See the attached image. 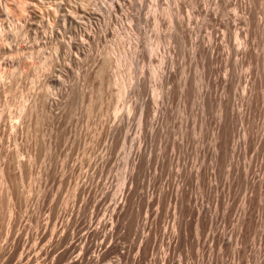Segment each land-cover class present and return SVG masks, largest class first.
Listing matches in <instances>:
<instances>
[{"label": "rangeland", "instance_id": "obj_1", "mask_svg": "<svg viewBox=\"0 0 264 264\" xmlns=\"http://www.w3.org/2000/svg\"><path fill=\"white\" fill-rule=\"evenodd\" d=\"M0 1H3V4H1L2 6L0 8V264H16L18 261H20V259H21L23 264H36V263L43 264L45 259L47 261L52 262L55 259L54 257H56L61 252V250L64 249L65 246H67L68 242L67 241H61V243L60 242L58 244L55 243L54 246L51 247L52 248L51 254L48 256V258L46 256L45 252H41L39 254V257L37 258L36 255L38 254V252H40V249L42 247L45 248L47 246V244L49 243V238L51 237V234H52V231H50L47 235H45L43 237L42 242H39L40 244L37 243V241L34 240V238L31 236V233L34 232L38 226L37 223H39L41 226L39 230L41 231V236H43V234H44L43 227L45 225V222H47L46 219H48V216H50V215H55L57 217H58V215H60L64 219H66L71 213L79 212V213H81L80 214V218L82 219L81 221L87 222V220H88V222H89L91 219V216H92L91 214H92L93 204L91 201H88L87 198L88 197H94L95 195L101 193L103 189L106 190L105 188H107L109 190L111 189L113 191L120 190L124 186L123 185L124 184V178H125V175L129 171L130 172L128 174H130L132 171H135V172H133L135 175L133 182H132L133 184L132 183L130 184V188H132L131 189V195H130L131 205H132V208L134 211L132 210L131 214H129V216H128V219H124L122 221L123 226L119 231V233H121V235L119 234L121 237L118 239V242L121 245L127 247V249L129 248L130 252L132 251V255L135 254L137 251V247L141 241L142 234L144 232V230H143V228L145 226L144 223H146V221H147V217H148L147 214L149 215V211H148L149 207L146 206V204L144 202L145 199L149 198L152 195V193H153V195H157L159 193H162L163 192L162 190H164V192H166V193H168V190H170L169 195L167 196L168 200L166 199L167 200L166 205H167L168 209L165 205V207L163 209L162 218L157 220L158 225L156 222V228L159 231H162L164 229L168 230V228H169L168 231H170V232H178V230H180V226H182L181 227L182 240L179 242L178 247H176V250L174 251L175 253H173V263L174 264H181V263L182 264H185V263H189V264H222V263L223 264H236L238 262V259L236 256H235L236 258H234V254L233 255H231V254L233 252L235 253V248L238 247V245L243 247L244 251H248V252H245V254L247 256H249L250 258L261 259V257L262 258L264 257V241L263 242L261 241V240H264V238L261 237V235L259 233V232H261V229L264 230L263 229L264 228V225H263L264 224V222H263L264 221V213H263L264 212V210H263L264 204L260 203V201H262V203H264L263 202L264 201V199H263V197H264L263 196L264 195L263 194L264 193V189H263L264 188V185H263V183H264L263 182L264 181V179H263L264 178V174H263L264 173V167H263L264 166V137H262V136H264L263 135L264 133L261 132L262 130L264 131V129L262 128V127H264V125H263L264 124L263 123V121H264V119H263L264 118V109H263L264 108V106H263L264 105V92H263L264 88H263V86L264 85H262V83L264 84V76H262V73L264 75V72H263L264 66L262 68V66L260 65L261 62H262V64L264 63V59H263V61H262V59H259L261 57H264V47L261 46V44L264 45L263 44L264 43V39H263L264 38V26H263L264 25V19H263L264 18V16H263L264 15V12H263L264 11V8H263V5H264L263 1L264 0L262 2H261V0H253V2H251V0H249V1H247V0H238V1L233 0L234 2H237V3L239 2L238 6L232 5L231 3H229V1L224 2V0H217V2H216V0H198V1L197 0L196 1L195 0H193V1L192 0H184L185 3L183 0L182 1L181 0H144L145 1L144 5L142 4L143 0H138V1L134 0V2H133V0H129V1L128 0H126V1L121 0L123 2L124 6L125 5L127 6V4L129 6V7L125 6L123 8V10L120 11V15L118 14L119 15L118 17L125 15L124 17H122V20L115 19V18L113 19L112 17H109L110 16L109 13H103L102 17L89 18V17H85L80 12V10H82V9L88 10V9L93 8L96 10V8H97L96 2L98 3V1H100V0H0ZM124 1H125V3H124ZM180 1L183 3H181L182 6L180 5V7H179L178 3ZM186 1L188 2L187 3L188 5L186 4ZM202 1H203V3H202ZM137 2L138 3L140 2V4L142 6H139L137 4ZM189 3L191 4V6L189 5ZM198 3L201 5H198ZM211 3H212V5H211ZM218 3H220V4H218ZM221 3H225L224 4L225 6L222 5V7L223 6L226 7L227 10L224 9V7L222 8L220 6ZM226 3H227L228 7L226 6ZM134 4H136V5H134ZM246 4H248V5H246ZM250 4H252V5H250ZM253 4H255V6H256V9L255 8L253 9L254 12H252V10H251L253 7ZM130 5H132V7L134 9L132 7H130ZM145 5H147L148 8ZM208 5H211V7ZM214 5H216V6H214ZM260 5H262V7H260ZM193 6L194 7L196 6L195 9ZM199 6H200V8H199ZM137 7H139L140 9H142L144 11L139 10V8H137ZM175 7L177 8L179 17H181L182 14L184 15V18L182 17L183 19H185L184 27H183V29H184L183 34L181 32L182 29H180L179 31H174L176 28H173L169 22V14L168 13L171 9H173ZM182 7L184 8L183 10H182ZM191 7H193V9ZM238 7H239V9H238ZM4 8H5V10H4ZM78 8H79V11H78ZM127 8L129 9V11H132V12L128 13ZM135 8H137L138 10L137 9L135 10ZM206 8H208L210 10L212 9L214 11L213 12L211 10V12H213L212 15H208L204 11H202ZM216 8L217 9L220 8V9H218V11H216L217 10ZM261 8H263V9H261ZM221 9L224 10L222 16L220 15L221 11H222ZM230 9H231V11H230ZM233 9H235V10H233ZM259 9H261V10H259ZM146 10H148V11H146ZM191 10H193V12ZM225 10L228 12L230 11V13L229 14L226 13ZM255 10L258 13H256ZM32 11H36V12L42 14L44 16L46 23L48 25H50V27L52 26L51 29L56 30V32L59 30L60 31V32L58 31L59 34H56V35L52 34L51 35L52 31H47V30H50V28L49 29L46 28L47 30L46 29L44 30V28H41V30H40L38 28L39 22H36L34 24L33 29H32V27L26 26V22L28 21V19L29 20L31 19L30 16H31ZM77 11H78V13H77ZM141 13H142V15H141ZM144 13H145L146 18H144L145 17ZM150 13L153 16V17L151 16L152 19L149 17V15H151ZM242 13L244 15H242ZM79 14H80V16H79ZM104 14L105 15L107 14L109 16H107V15L105 16ZM134 14H136V16ZM155 14H156V17H155ZM204 14H206L207 16ZM224 14H225V16L229 15V18L227 16H226L227 18H225ZM246 14H247V16H246ZM251 14H253V15H251ZM257 14H259V17ZM132 15H133V17H136V18L130 17ZM140 15H141V17H140ZM201 15H204V17ZM235 16H237L239 18H243V19H242L241 23H239L235 28L232 29V33H233V35L234 34L235 35L230 37L229 36V29H226V28H228L227 27V25H228L227 21H230V18L233 19ZM244 16L249 17V18L251 17L252 21L255 20L256 17L259 20L256 19V21L255 22L253 21L254 22L253 23V22H251V20L249 18H245ZM261 16H262V18H261ZM126 17H128V18H126ZM129 17H130V19H129ZM139 17H140V19H139ZM157 17L165 19V20H163L165 23L163 22V24H162V21H157L156 20ZM75 18L76 19L78 18V21ZM203 18H205V19H203ZM206 18H207V21H211L212 23L211 22L208 23L206 21ZM71 19L73 21V25H72V23H70ZM96 19H97V21H96ZM138 19H139V21L141 20V22H139ZM107 20H109V22ZM203 20H205L206 22L205 21L203 22ZM223 20L225 22H227V24ZM257 20H258V22H257ZM260 20H262V22H260ZM147 21H149V23H150L149 25H147V23H148ZM151 21H152V23H151ZM200 21H201V23H200ZM213 21H214V23H213ZM111 22H113V23H111ZM190 22L191 23L193 22V23L191 24ZM244 22H247V23H244ZM259 22H260V24L262 23V26L259 24ZM96 23H97V25H96ZM108 23H109V25H108ZM133 23H135V24H133ZM138 23H140V24H138ZM216 23L219 26H217ZM251 23H252V25H251ZM160 24H162V26ZM209 24L210 25L213 24L212 27ZM256 24H259L260 26H258ZM67 25H68V27H67ZM139 25H140V27H139ZM206 25L208 26L207 27L208 29L205 27ZM53 26H54V28H53ZM131 26H132V28H131ZM245 26H247V27H245ZM88 27H89V29H88ZM101 27H103V30ZM110 27L112 29H109ZM125 27H126V29H125ZM189 27H191V28L193 27V32L195 31L194 32L195 34L189 33L190 34L189 35L187 33L188 32L187 30ZM199 27L201 28L200 29L201 31L198 30ZM251 27H252V29L254 27H257L259 29L262 28L263 30L261 29L262 30L261 31L257 28H254V30H252ZM106 28L110 31L109 34H108V30H107V32H105ZM117 28H119V32H121V34H122L121 36L128 40V52L125 49L123 50L120 46L118 47L119 44L118 45H117V43L115 44V42H117L118 36L115 37L114 32ZM129 28H131L132 31H131V29L129 30ZM86 29H88V30H86ZM122 29H124V31H122ZM133 29H134V31H133ZM142 29H144V31ZM145 29L147 30V33H145L146 32ZM28 30L30 33L28 32ZM34 30H37V31L34 32ZM213 30H214V32H213ZM215 30L217 32H215ZM226 30H228V31H226ZM45 31H47V33ZM138 31H140L141 33ZM171 31H172V33L176 32L175 35L178 32L177 35H179V38L181 37L180 41L185 40L184 43L182 42L183 45H182V43H180V47H178L179 44H176V43L180 42L178 36H177L178 41L172 40V39L170 40L169 34L171 33ZM196 31H199V32H196ZM210 31L213 32L215 37L209 36V33H211ZM241 31L243 32V34L240 33ZM259 31L261 34L259 33ZM84 32L85 33L89 32L90 34H92L93 39L92 40H88V39L82 40L83 41L82 45L84 46L83 47L84 49L82 50L81 54H79L76 50L73 51L75 54L73 52H70L69 48H66L67 42L70 41V39L72 40L73 38H75L77 33L85 34ZM102 32H103V34L101 35ZM137 32L140 34H138ZM159 32L163 34L162 39H159V37L157 36L159 34ZM218 32H220V33H218ZM255 32H257L259 34H256ZM262 32H263V34H262ZM123 33H125V34H123ZM126 33L128 36L126 35ZM185 33H187V35ZM136 34H138L140 36H138ZM58 35H59V37H58ZM105 35H106V38H105ZM183 35L186 37H184ZM219 35H220V37H219ZM242 35H244V36H242ZM252 35L255 38L256 37H258V38H256V39L254 38L255 39L254 40ZM135 36H137L136 37L137 39L135 38ZM191 36L193 38L200 37L199 39L201 40L202 44H206L207 41H209L210 39H213L218 44V49L215 52V57L212 58L210 53H206V54H204L205 56H208V58L206 57V60H207L206 61L204 59L205 58L204 55L202 56L203 59L201 57V54H197V55L193 56V54H192L193 48L190 44ZM139 37H141V39H142L141 41H143V42L146 40L144 44H143V42L141 43V41L139 40L140 39ZM204 37H205V41H203ZM248 37H249V39H248ZM261 37H262L263 43L261 41ZM52 38H53V40H52ZM143 38H144V40H143ZM183 38H184V40H183ZM228 38H230V39L233 38L232 41L237 43V45L240 47H241V42L244 40V38H247L249 40L247 43V46L249 48V52L251 53V56L247 55V57L246 56H244V57L237 56L236 58L234 57L233 64L235 61V64L238 65L237 66L234 64V66L238 67V68L236 67V69H234L235 67L233 68V70H235V72L232 69L227 68V66L225 64V59L227 56L226 53L228 51V47H227L228 46L227 45L228 40H229ZM234 38H236V39H234ZM134 40L136 41L135 43H134ZM240 40H241V42H240ZM139 41H140V43H139ZM218 41H220V42H218ZM238 42H240V43H238ZM258 43H259V49L257 48ZM133 44H135V45H133ZM138 44H139V46H138ZM187 45H189L190 47ZM133 46H135V47L133 48ZM158 46L160 48H162L159 51L160 55L161 56L162 55L167 56L170 53L171 55L169 54V58L172 61H170V66L168 65V69L170 68L169 71H171V72H169V75L167 76V79L169 81H167V79H165V81L162 82V87H161L162 89H160V91L161 92L163 91V92L159 96L156 97V94L154 93V91L152 89L157 86L158 80H155L157 78L154 75L152 70L154 67L160 66L161 62H159L157 60V58H154L152 56L154 55V52L158 48ZM138 47H141V48L143 47L144 50L146 49L147 51L141 50V48H138ZM250 47H251V49H250ZM164 48L166 50L165 52H164ZM180 48H183L185 52L183 50H182V52L180 50H178ZM187 48H188V52H187ZM226 48H227V50H226ZM68 50L70 53L68 52ZM130 50L132 52H130ZM148 50H150L149 54L150 53L153 54V55L152 54L150 55L151 57H148V53H147ZM189 50H191V51H189ZM259 50L260 51L263 50V51L260 53ZM173 51H175V52H173ZM218 51H220V52L218 53ZM221 51H223V52H221ZM225 51H226V53H225ZM183 52L185 53V55H183L184 54ZM85 53L86 54L88 53V54L86 55ZM141 53H142V55H141ZM146 53H147V55H146ZM172 53H174V56H172ZM175 53H177V54H175ZM178 53H180L179 54L180 56L178 55ZM181 53L184 57L181 56ZM223 53H224V55H223ZM262 53H263V55H262ZM190 54L192 56H190ZM132 56L134 57V59L136 58L135 59L136 64H133V67L131 69V68H129V62H130ZM143 56L146 58H143ZM111 57L116 58V59H114V64L111 63V61H110ZM178 57H179V59H177ZM192 57H194L192 60H194L197 63V66H198V64L200 66H198V67L196 66V63H194V61L191 60ZM105 58H107V59H105ZM148 58H149V60H148ZM150 58H152L153 60L152 59L150 60ZM158 58L160 59V57H158ZM173 58L174 59L176 58L177 61L173 60ZM95 59H97V60H95ZM99 59H100V61H99ZM198 59H200V60H198ZM223 59H224V62H223ZM235 59L237 61L240 59L241 61L239 60L237 62ZM70 60L72 63L70 62ZM137 60H138V63H137ZM144 60H147L148 62L144 61ZM242 60H243V62H242ZM245 60H246V62H245ZM105 61H107V63ZM174 61L176 62L175 64L173 63ZM198 61H200V63ZM101 62L105 63L104 64L105 69L99 73L100 75H98V73H96V71L98 70ZM180 62L182 64L185 63V65H182L183 68H182L181 64H179ZM191 62H192V64H191ZM202 62H204V63H202ZM213 62L216 64H214ZM217 62H218V64H217ZM239 62H241V63L239 64ZM249 62H250V64H248ZM258 62H259L260 66L258 65ZM106 64L108 65V67ZM137 64H138V66H136ZM176 64L177 65L179 64V67L176 66ZM175 66H176L177 70L175 69ZM220 66H221V69H220ZM250 66L253 67L254 69L251 68ZM172 67H174V70ZM195 67H196V69H195ZM202 67L204 68V71H206L205 74H204V71L201 69ZM248 67L250 68L249 70H247ZM133 68H135V69H133ZM190 68H192V69H190ZM244 69H245V71H244ZM259 69H261L262 71ZM220 70H221V72H220ZM225 70H227V71H225ZM68 71L70 73H68ZM88 71H90V72H88ZM106 71H107V73L105 74ZM191 71H192V75H191ZM222 71H224V73ZM239 71L240 72L242 71V72L240 73ZM243 71L245 74H243ZM148 72L150 73L149 75H148ZM184 72H185V74H184ZM186 72L187 73L190 72V74H187ZM219 72L222 73V75H220ZM228 72H230L231 74L233 72H234V74L236 72H239V73L238 74L236 73L235 75L233 74V76H234V78H233V76L231 74H229L230 77L228 76ZM246 72H248V73H246ZM87 73H89V74H87ZM102 74L104 76H102ZM181 74H183V76ZM198 74H199V76H198ZM240 74L243 76L245 75L244 77H245V80L247 79V82L246 81L239 82V79H238L239 76L238 75H240ZM130 75H132V76L134 75L135 77L133 76L131 79ZM144 75H146V76H144ZM187 75H188V78H187ZM201 75H203V76L205 75L204 78L206 79V81H203L205 79L202 78L203 76H201ZM236 75L238 76V78H236ZM98 76H99V79H98ZM100 76H102V77H100ZM121 76H124L126 78L128 77V94L122 95V93H121L122 86L119 83L116 84V81ZM147 76H148V79H146ZM190 76H192V77H190ZM180 77H181V79H180ZM184 77H185V79H184ZM195 77H201L198 79L204 83H201L200 81L199 82L195 81V80H197ZM224 77H225V79H224ZM138 78H140V80ZM191 78L194 80L192 81ZM216 78L218 81L216 80ZM231 78L234 79L233 82L235 84H236V81H238L240 85L238 84V82L236 85H234V83H232L233 79H231ZM251 78H252V80H251ZM110 79L112 80V82ZM113 79H114V81H113ZM137 79H138V82H137ZM257 79H258V83L256 82ZM262 79H263V81H262ZM147 80H148V84H147V82H145ZM175 80H177L178 82ZM139 81H141V82H139ZM172 81H173V83H172ZM184 81L185 82L189 81V82L183 84ZM226 81H227V84H226ZM252 82H254V83H252ZM78 83H80V84H78ZM139 83H141L142 86ZM159 83H160V81H159ZM164 83H167L166 86L164 85ZM178 83H180V84L182 83L181 85H184V87L188 84L187 86H189V88L187 86L185 88H181L182 86ZM192 83H194V84H192ZM216 83H218L217 84L218 87L216 86ZM149 84L151 85V87ZM173 84H174V89H172ZM207 84H209V85H207ZM254 84H256V86H254ZM109 85H111V86H109ZM139 85H140V87H139ZM144 85L146 86V88ZM148 85H149V87H148ZM192 85L194 87H196L195 89H197V87H199V85H200L201 87L198 88V90L200 89L199 91L201 92L202 95L200 94V92L198 90L193 89L194 87ZM203 85L205 87L207 85L206 88H208L210 91L208 89H205V87ZM234 86H236V88ZM165 88L166 89L168 88V89L166 90ZM217 88L218 89L220 88V90L218 91ZM244 88H246V89H244ZM253 88H255V89H253ZM144 89H146V90H144ZM169 89L170 90L172 89V91H170ZM183 89H184V91H183ZM202 89H203V91H202ZM235 89H237V90H235ZM259 89H261V90H259ZM165 90L167 93L170 92L171 95L167 94L168 95L167 96L165 94ZM168 90H169V92H168ZM207 90H208V93L206 94ZM222 90H223V92H222ZM238 90H239V93H238ZM253 90L256 92H254ZM140 91H142L144 94ZM150 91H152V92L150 93ZM182 91H183V93H182ZM197 91H198V93H197ZM243 91H245V92H243ZM250 91H251V93H250ZM234 92H235V94H238V96H235ZM145 93H146V95H145ZM152 93H154L153 96H152ZM221 93H223V94H221ZM225 93H226V95H225ZM210 94H212V97ZM244 94H245V96H243ZM253 94H255V95H253ZM125 95H128V96H125ZM184 95L186 97L188 96L187 98H188V100H190L189 102H188V100L187 101L184 100V98H183ZM203 95H205L206 97H204ZM197 96H202L203 99H202V97L197 98ZM50 97H52V98H50ZM165 97H166V101H165ZM171 97H172V99H171ZM186 97H185V99H186ZM241 97L244 100L243 99L239 100ZM53 98H55V99H53ZM151 98H153L154 101ZM168 98H170L172 101H170ZM182 98L184 101L182 100ZM140 99L142 100V102ZM173 99H174V102H173ZM180 99L182 101H180ZM194 99H195V101H194ZM235 99H236V103H235ZM253 99H254V102H252ZM157 100L160 101V108L163 109V111H162L163 113L161 112V109L159 111L160 113L156 109H154V107L156 108L157 107L156 105H158ZM162 100H164V101H162ZM56 101H57V104H56ZM136 101H139V102H136ZM168 101H169V104H168ZM212 101L214 102V104ZM248 101H250L251 104ZM146 102H148V104ZM200 102H202V105ZM204 102H206L205 103L206 109H205V107L202 108V106H204V104H203ZM219 102L222 105H220ZM123 103L127 106H124ZM192 103H194V106L192 105ZM237 103H238V106H237ZM256 103H258V104H256ZM153 104H154V106L152 107ZM172 104H174V105H172ZM224 104L229 107L227 113L224 109ZM135 105L138 106L137 107L138 109H136ZM219 105L221 107L223 106V108H222L223 111L221 110ZM249 105L252 106V108ZM143 106H144V108H143ZM168 106L169 107L171 106L172 109L168 108ZM124 107H126V110H124L125 109ZM191 107H192V109H191ZM233 107L234 108L236 107L237 111H235L236 108L233 109ZM242 107H243V110L241 109ZM166 108H167V110L169 109L172 114L169 113L166 110ZM246 108H247V110H246ZM187 109H188V111H187ZM201 109H202V111H201ZM217 109L219 110L218 112H217ZM239 109L241 110V113H240ZM250 109H252V110H250ZM260 109H262V110L260 111ZM144 110H146V111H144ZM203 110H205V111H203ZM238 110H239V112H238ZM206 111H208V115H206L207 114ZM201 112L202 113L204 112V113L202 114ZM215 112L217 113V116H216ZM223 112H225L224 115H223ZM247 112H248V114H247ZM111 113L113 115L110 116ZM145 113H146V115H144ZM161 113H162V115H161ZM166 113H168L169 115L171 114L170 119H173V120L176 119L177 121L176 120H175L176 122H174L173 120L170 121L168 114H166ZM151 114H154V116ZM174 114H175V116H174ZM238 114L240 116H238ZM243 114H244V116L246 115L244 120H243ZM220 115H222V116H220ZM255 115H256V117H255ZM119 116L122 118V120ZM128 116H130V117H128ZM150 116H152V117L150 118ZM157 116H158V118H157ZM159 116H160V118H159ZM161 116L162 117L164 116V117L162 118ZM208 116L210 118H208ZM218 116H219L220 120H219ZM203 117H205V119H208V120L203 119ZM238 117L240 119H238ZM123 118H125V120ZM152 118L154 119V121L157 119L155 121L156 124H154L155 122L153 121ZM166 118L169 119V121ZM213 118H214V120H213ZM146 119L147 120L149 119V120L147 121ZM150 119L152 120L151 122H150ZM223 119H224V121H223ZM118 120H120V121H118ZM203 120H205V121H203ZM238 120H240V121H238ZM113 121H114V123H113ZM166 121L170 122V123H166ZM172 121L176 125L174 123L172 125V123H171ZM199 121H201V122H199ZM211 121H212V123H211ZM232 121H234V123ZM243 121H245V122H243ZM120 122H121V124H120ZM146 122H147V124H146V126H144V123H146ZM197 122H199L200 125L197 124ZM250 122H252L253 124L255 123L256 125L255 124L253 125ZM131 123H132V125H131ZM151 123H152V125H150ZM165 123H166V125H164ZM201 123L202 124L208 123V126H205L204 124L201 125ZM110 124H111V126H110ZM122 124L128 125L129 131H128V126H124ZM161 124H162V126H161ZM167 124H169V125H167ZM187 124H188V126H187ZM217 124H218V126H217ZM220 124H222V125H220ZM214 125H216L215 128L218 127V129L216 128L217 130L214 128ZM114 126L115 127L119 126V128H121L122 130H120L118 127H116V129H115L116 132H115L114 128H113ZM141 126H142V128H141ZM148 126H150V129ZM160 126L163 128H160ZM165 126L166 127L168 126V129ZM169 126H170V128L173 127L172 128L173 131H171V129H170V131L174 132V133H171L170 131H168ZM185 126H187V129ZM209 126H212V127H209ZM164 127L166 128V130L168 132L165 131L166 132L165 133L164 131H162V129L165 130ZM181 127H183V128H181ZM207 127L209 129L211 128L210 133L208 132L209 129ZM143 128L146 131H144ZM152 128H153V130H152ZM188 128H190V130ZM203 128H205V129H203ZM212 128H214L215 130ZM247 128H252L253 130L252 129L249 130ZM131 129H132V132L130 134ZM244 129H246L247 131L246 130L244 131ZM186 130L187 131L189 130L187 134L188 135L190 134L189 135L190 138H189V136L185 137V135H186L185 131ZM259 130H261L260 133H259ZM107 131H108V133H107ZM149 131H152V133ZM214 131H216V132H214ZM218 131H219L220 135H218ZM196 132H197V134H195ZM247 132H250V134ZM144 133H147V134H145L147 136H145ZM153 133L154 134L158 133V134L154 135ZM193 133L195 134V137H194ZM244 133L250 137H246V135ZM107 134L110 136L113 135V137L110 138V136L108 137ZM114 134H115V136H114ZM125 134H127L128 136L126 135L127 136L126 137ZM129 134L131 136L132 141L130 140ZM150 134H152V136H150ZM167 134H169V135H167ZM198 134H200V136L201 135L202 136L200 137ZM203 135H204V137H203ZM216 135H218V137L221 136L220 137L221 141H222L221 147L216 146L217 143H216L215 139L217 141H218V139H220ZM153 136H155V137H153ZM160 136H162V137H160ZM170 136H172L171 139L169 138ZM238 136H240V137H238ZM243 136H244V139H242ZM115 137H116V139H115ZM137 137H139V138H137ZM163 137H165V138H163ZM192 137H193V139H192V141H190V139ZM202 137L204 138V141H203ZM226 137L228 139H226ZM124 138H125V140H124ZM145 138H147L148 140ZM160 138H162V140ZM194 138L195 139L197 138L199 143ZM112 139H113V141H112ZM139 139H141L140 142H138ZM151 139L154 141L152 142ZM239 139H240V144L242 145V148L238 142ZM160 140L163 142L166 140L165 142L167 144L165 142L163 144ZM182 140L184 141V143ZM257 140H258V142H256ZM259 140H261V141H259ZM130 141H131V143H130ZM135 141H136V144H134ZM172 141H173V143H172ZM201 141H202V144H201ZM147 142H149V143H147ZM160 142H161V146H160ZM188 142L189 143L192 142V143H190V145H189ZM212 142H214V143H212ZM123 143L124 144L127 143V144L123 145ZM144 143H146V144H144ZM178 143H180L179 146L182 145V146H180L181 148L178 146ZM181 143H183V144H181ZM193 143L196 144V146H194ZM211 143H212V145H211ZM236 143H238L237 146H236ZM139 144L141 145V147L139 146ZM184 144H186V146L183 147ZM227 144H228V146H227L228 148L226 147ZM135 145H137V147ZM204 145L205 146L207 145L205 149L203 148ZM109 146L111 148H109ZM210 146H211V149H210ZM214 146L216 148L217 147L218 148L216 149ZM232 146H233V148H232ZM243 146H244V148H243ZM259 146H260V148H259ZM126 147H127V149H126ZM165 147H166V149H165ZM176 147H178V148L176 149ZM236 147L238 150L235 149ZM146 148H147V150H146ZM158 148H160V150ZM163 149L165 150V152ZM175 149L177 151H174ZM181 149L183 151H180ZM200 149H201V151H200ZM208 149H209L210 153H208ZM226 149H228V155L226 154L227 153ZM240 149L243 151H240ZM108 150L110 153L108 152ZM112 150H114V151H112ZM137 150H138V152H136ZM152 150H153V153H152ZM184 150L185 151L188 150V153H181V152H184ZM234 150H235V154H234ZM244 150H246V151H244ZM146 151L148 152V154ZM156 151L158 152V154L156 153ZM214 152H215V154L216 153L220 154V156L217 157L216 156L217 154L215 155ZM246 152L248 154H246ZM106 153H109V154H106ZM129 153H131V154H129ZM200 153H202V156L200 155ZM205 153H207L208 155H206ZM135 154H137L136 157H135ZM152 154H153V156H152ZM163 154H164V156H163ZM185 154H186V156H185ZM204 154H205L206 161L203 160ZM212 154H214V155L212 156ZM232 154L234 157L231 156ZM108 155H109V157H108ZM245 155H247L246 158H244ZM253 155L256 156L257 158L255 159ZM102 156L105 157L107 160L103 159ZM132 156L134 157V161L136 160L135 162H137V164H138L136 167L138 169H136V168L133 169L134 168V161H132L133 160ZM179 156H181V157H179ZM226 156L228 157V159ZM251 156L253 157V159ZM213 157L215 160L213 159ZM159 158H161L160 161H159ZM164 158H166V159L164 160ZM184 158H185V160H184ZM200 158H202V159H200ZM102 159H103V161H102ZM180 159L182 162H180ZM231 159H233L235 162L232 161ZM245 159H246V161H245ZM213 160H214V162H213ZM216 160L218 163L216 162ZM163 161L165 163H162ZM184 161L187 164V166H186V164H184ZM226 161H227V165H226ZM175 162H176V164H175ZM177 162H179V163H177ZM241 162H242V164H241ZM250 162H251V164H250ZM261 162L263 164H261ZM114 163H115V165L118 163L117 164L118 166L116 165L117 167H114V165H113ZM102 164H103V166H102ZM178 164H180V165H178ZM190 164H191V166H190ZM20 165H21V169H20ZM74 165H76V166H74ZM181 165H182V167H181ZM194 165H195V167H194ZM216 165H217V167H216ZM236 165H239L240 168ZM249 165H252V166H249ZM260 165H261V167H260ZM148 166H149V168L151 167L152 169L151 168L149 169ZM174 166H175V168H174ZM177 166L181 167V168H177ZM189 166H190V168H189ZM196 166L198 168H196ZM208 166H210V168ZM129 167H131V168H129ZM162 167L164 168L163 169L164 174H162L163 172H161ZM193 167H194V169H192ZM256 167L257 168L259 167L260 169L257 170ZM4 168H5V173H6L4 175H7V176L3 175ZM94 168H95V170H94ZM185 168H188L187 171ZM195 168L199 170L200 174L202 171V174H201L202 177H200L198 175V170L196 171ZM226 168H229L232 171L230 172V170L226 169ZM22 169H24V170H22ZM65 169L68 171H66ZM108 169H110L111 172H110V170L108 172ZM190 169L192 171L194 170V173L191 172ZM214 169H215L217 175L215 174V172H213ZM244 169H245V171H244ZM248 169H249V171H248ZM251 169H252V171H251ZM170 170H172L173 172ZM179 170H180V172H178ZM226 170H227V172H226ZM101 171H103V172H101ZM169 171L171 173H169ZM260 171H261V173H260ZM186 172H188L190 174L192 173V175H189ZM209 172H210V175L208 174ZM225 172H226V174H225ZM248 172H250L249 173L250 175L248 174ZM258 172H259V174H258ZM62 173H63V175H62ZM78 173H80L79 174L80 178H78ZM85 173H86V175L84 176ZM112 173L115 175H113ZM168 173L172 174V175H169ZM55 174L58 176L56 177ZM108 174H112V176H110ZM150 174H151V176H150ZM220 174H222V175H220ZM237 174H240V175H237ZM246 174H248L249 176H247ZM65 175H67V176H65ZM103 175H104V177H103ZM176 175H177V177H176ZM196 175L198 177H196ZM228 175L231 176L228 179H229V181L231 180L232 182L227 181L228 179L226 180V178L229 177ZM72 176H73V178H71ZM106 176H107L108 181L105 178ZM152 176H155V177H152ZM167 176H168V178H167ZM169 176H170V182H168ZM217 176H218V178H217ZM5 177L7 178V180ZM62 177L64 180L62 179ZM93 177H95V178H93ZM100 177L101 178L103 177L102 178L103 180H101ZM181 177H183L184 179ZM185 177H186V180H185ZM209 177H210V179H209ZM211 177L214 179H212ZM215 177L217 178V180ZM245 177H246V179H245ZM155 178L158 180H154ZM180 178H181V180H180ZM197 178L201 182L198 180L199 182L197 183ZM201 178H202V180H201ZM251 178L253 180V184H252ZM175 179H176V181H174ZM238 179H240V180L238 181ZM85 180H86V182H85ZM142 180H144V181H142ZM163 180H165V182ZM184 180L187 182H184ZM234 180H236V181H234ZM62 181H63V183H62ZM114 181L116 183V186H115ZM148 181H150V182H148ZM152 181L156 182V183H153ZM162 181L164 183H162ZM181 181L183 182V184ZM233 181H234V183H233ZM254 181H255V183H254ZM143 182H145V184ZM208 182L210 183L209 187H208ZM8 183H9V185H8ZM107 183H109V184H107ZM152 183H153V185H152ZM260 183H261V185H260ZM82 184H85L87 187H89L92 190L91 194L88 192L84 193V194L80 193L79 186ZM96 184H98V185H96ZM102 184L105 185V188H104V185H102ZM117 184H118V186H117ZM160 184L162 185V188H161ZM198 184H199V186H198ZM217 184L218 185L220 184V186H217ZM60 185H62V186H60ZM177 185H179V186L182 185L181 188L184 189L181 191V194H179L180 192L179 193L176 192V189L178 187ZM184 185H186V186H184ZM251 185H252V187H251ZM113 186L116 188L113 189ZM155 186H156V189H155ZM192 187H193V189H192ZM196 187H197V189L200 188L199 190L203 189V191L201 190L200 193H196V191H198L196 189ZM204 187H205L206 191L204 190ZM223 187H225L226 191H224V190L222 191ZM229 187H230V189H229ZM237 187H240L241 189L240 188L238 189ZM70 188H71V190H70ZM117 188H120V189H117ZM172 188H173V190H172ZM148 189H149V191H148ZM10 190L13 192L12 195L9 194ZM141 191H142V193H141ZM172 191H174V192H172ZM207 191H208V195H207ZM210 191H212V192H210ZM216 191L217 192L219 191V192L216 193ZM156 192H157V194H156ZM245 192H247V194L244 195ZM224 194L228 195L226 200H225L226 195H224ZM137 195H138V197H137ZM177 195L179 198L184 197L183 201L180 198L179 201L176 202L175 198ZM181 195H183V196H181ZM191 195H192V197H191ZM196 195H197V198H196ZM242 195L244 196L243 198L246 197L245 198L246 201L242 198ZM140 196H142V199L140 198ZM251 196H252V198H251ZM53 197H54V199H53ZM198 197L200 198V200ZM205 197H206V199H205ZM214 197H216V199ZM217 197H218V200H217ZM234 197L236 198V200L234 199ZM67 199H69L70 201L69 200L67 201ZM135 199L137 200V203H136ZM52 200H54V201H52ZM196 200L198 202L199 201L200 202L196 203ZM75 201L77 203H75ZM240 201H242V203H244V204L240 203ZM182 202H184V203H182ZM69 203H71V204H69ZM72 203H73V205H72ZM86 203H87V205H86ZM176 203H177V205H176ZM178 203L180 205H178ZM203 203L204 204L206 203V205H203ZM213 203H214V207H212ZM228 203H230V204L232 203V204L230 205ZM245 203L247 206H245V208H244ZM197 204H198V206H200V205L202 207L204 206L205 209L204 208L203 209L205 210L206 218L208 220L211 217L213 218L211 226L215 227L216 230L218 229V231H221V230H223V228L225 229L227 227L228 228L227 231H229V229H230L229 233L236 230L235 234H238L237 232L241 230V225L239 223H241V220H242L241 218H243V216L245 215V211H248L249 216L252 217V223H251L252 225H250L249 228L246 230L245 237L240 242H238V240H237L238 235L236 236L234 234V236H236L237 238L234 237L232 240L233 242L231 241V243H229L228 246L222 245V244L220 245L211 239L210 229H212V228L208 226L207 228L203 229L202 228V222H200V221L198 222L197 215L195 213H193V211L191 209V208H194L195 207L194 205H197ZM209 204H210L211 208H210V206H208ZM218 204H220V205H218ZM250 204H251V206H249ZM182 206H184V207H182ZM176 207L179 209V211ZM249 207H251V208H249ZM138 208H139V210H138ZM226 208H228V209L230 208L229 211H227L228 209H226ZM236 209H238L239 211L242 209V211L239 212L238 210L236 211ZM244 209H246V210H244ZM166 210H167L168 214H167ZM262 210H263V212H262ZM89 211H91V212H89ZM225 211H227V213H224ZM14 212H15V214H14ZM181 213H182L183 218L180 217ZM260 213H263V215ZM218 214L220 215V217ZM84 215H85V217H84ZM138 215H140V216H138ZM213 215H214V217H213ZM259 215H261L262 217L260 216V218H259ZM167 216H170V217H167ZM216 216H218L219 218ZM225 216H226V218H225ZM176 218L177 219L179 218L178 219L179 221H177ZM258 218L260 221L258 220ZM138 219H140V221ZM164 219H165V221H164ZM182 220H183V222H182ZM186 220H187V222H186ZM216 220H218V221H216ZM258 221H259V223H258ZM169 222H170V224H169ZM172 222H174L173 226H172ZM179 222H180V224H177ZM233 222H234V225H232ZM138 223H139V225H138ZM220 223H222V224H220ZM237 223L240 225L239 228L236 227ZM187 224H188V227H187ZM196 224L198 225V227L199 226L200 227L196 228V226H197ZM238 224H237V226H238ZM260 224L263 226L261 227ZM177 225H179V226H177ZM216 225H217V227H216ZM139 226H141V228ZM234 226H235V229L233 230ZM257 227H261V228H257ZM186 228H188V229L186 230ZM200 228H202V229H200ZM197 229H199V232H196ZM215 229L213 228V231H215ZM136 230L138 232H136ZM200 230L202 231V233ZM123 231H125V232H123ZM251 232H252V234H251ZM255 233H258L259 239H258L257 234H255ZM198 234H199V236L202 235L199 239L197 238ZM29 236H30V238H29ZM134 236L136 237L135 239H134ZM18 237L21 238L22 245L19 248H16V247H14L15 246L14 243L16 242V238H18ZM251 237H253V238L255 237V238L252 239ZM132 239H134V240H132ZM201 239H202V241H201ZM120 240H122V241H120ZM205 240H207L208 242H205ZM125 241H126L127 245L125 244ZM209 243L210 244L212 243L211 245H213L216 248L211 246ZM247 244H248V246H247ZM26 245H27V247H26ZM231 245H232V247H231ZM259 245L262 247H260ZM210 246L213 247V250L215 249L214 250L215 252L211 251L212 248ZM220 246H222V247H220ZM30 247H32V248H30ZM35 247H36V249H35ZM188 247H190V249ZM253 247L255 250L253 249ZM164 248H165L164 246L158 245L157 249L155 251V254L158 250H159V253L158 252L157 253L160 254L162 252L161 250H164ZM220 248H222V249H220ZM260 248H261V250H260ZM191 249H192V255L189 252V250L191 251ZM231 249H232V251H231ZM251 249H252V252H250ZM22 250H25V251H22ZM220 250H221V252H219ZM256 250H257V252H256ZM198 251H200V252L202 251V252L198 253ZM188 252H189V254H188ZM224 252H226V253H224ZM230 252H231V254H230ZM21 253H23V254H21ZM186 253H187V255H186ZM248 253L250 255H248ZM158 254H156V255H158ZM204 254H205V256H204ZM222 254H224V255H222ZM21 255L24 258H22ZM180 255H181V257H180ZM182 255H183V257H182ZM220 255H222V257H220ZM112 256H115V257H112ZM202 256L204 257V263L201 262V261H203V259H200V258H203ZM110 257L111 258L108 259L107 262L105 261L103 264L110 263L111 261L110 262H108V261L111 259L115 260L118 257V254L112 253ZM178 257H180V259ZM188 257L190 258V260ZM208 257H209V259L211 257V259L208 260ZM229 257H232V258H229ZM218 258H222L223 261H222V259L218 260ZM41 259H44V260H41ZM230 259H231V263H230V261H228ZM232 259L233 260L235 259V260L233 261ZM28 260H29V262H28ZM211 261H213L214 263ZM260 261L264 262V258L261 259ZM56 264H60V263H56Z\"/></svg>", "mask_w": 264, "mask_h": 264}, {"label": "bare ground", "instance_id": "obj_2", "mask_svg": "<svg viewBox=\"0 0 264 264\" xmlns=\"http://www.w3.org/2000/svg\"><path fill=\"white\" fill-rule=\"evenodd\" d=\"M126 1V0H125ZM125 1H124V3H125ZM129 1V0H128ZM138 1V0H137ZM182 1V0H181ZM179 2L178 3V6L180 7V5H181V3H183V2ZM184 1V0H183ZM193 1V0H192ZM196 1V0H195ZM198 1V0H197ZM225 1H229V3H231L232 5H234V6H238V3L237 2H234L233 0H224V2ZM238 1V0H237ZM247 1H249V0H247ZM263 0H261V2H262ZM17 2V1H16ZM132 2V1H131ZM133 2H134V0H133ZM144 2V3H143ZM143 2H142V4L144 5L145 4V1L143 0ZM211 2V1H210ZM215 2V1H214ZM216 2H217V0H216ZM246 2V1H245ZM251 2H253V0H251ZM260 2V3H261ZM264 2V1H263ZM127 3V2H126ZM184 3H185V1H184ZM188 2L186 1V4H187ZM191 3V2H190ZM189 3V5L191 6V4ZM195 3V2H194ZM197 3V2H196ZM202 3H203V1H202ZM205 3V2H204ZM228 3V2H227ZM227 3H226V6H227ZM228 3V4H229ZM243 3V2H242ZM248 3V2H247ZM255 3V2H254ZM1 4H3V1H0V8H1ZM96 4H97V8H96V10L95 9H82V10H80V12L85 16V17H89V18H96V17H102L103 15V13H109V15H107V16H109V17H112L113 19L115 18V19H119V20H122V17H124L125 15H122V16H120V17H118L119 15H120V11H122L123 10V8L126 6H124V4H123V2L121 1V0H100V1H98V3L96 2ZM137 4L139 5V6H142L141 4H140V2L138 3L137 2ZM218 4H220V3H218ZM225 3H221V7H222V5H224ZM264 4V3H263ZM134 5H136V4H134ZM185 5V4H184ZM188 5V4H187ZM194 5V4H193ZM197 5V4H196ZM198 5H201V4H199L198 3ZM211 5H212V3H211ZM211 5H208V6H210L211 7ZM246 5H248V4H246ZM250 5H252V4H250ZM249 5V6H250ZM257 5V4H256ZM5 6V5H4ZM147 8H148V6L147 5H145ZM177 6V7H178ZM182 6V5H181ZM205 6V5H204ZM214 6H216V5H214ZM213 6V7H214ZM225 6V5H224ZM223 6V7H224ZM242 6V5H241ZM63 7V6H62ZM66 7V6H65ZM79 7V6H78ZM126 7H129L128 6V4H127V6ZM130 7H132V5H130ZM135 7V6H134ZM145 7V8H146ZM184 7V6H183ZM182 7V10L184 9ZM187 7V6H186ZM194 7V6H193ZM193 7H191L192 9H193ZM196 7V6H195ZM195 7H194V9H195ZM218 7V6H217ZM222 7V8H223ZM228 7V6H227ZM240 7V6H239ZM239 7H238V9H239ZM248 7V6H247ZM260 7H262V5H260ZM67 8V7H66ZM65 8V9H66ZM82 8V7H81ZM133 8V7H132ZM137 8H139V7H137ZM137 8H135V10L137 9ZM142 8V7H141ZM144 8V9H145ZM199 8H200V6H199ZM204 8V7H203ZM231 8V7H230ZM236 8V7H235ZM256 9V6H255V4H253V7H252V12H254L253 11V9ZM263 8H264V5H263ZM263 8H261V9H263ZM68 9V8H67ZM126 9V8H125ZM128 9V8H127ZM134 9V8H133ZM217 9V8H216ZM218 9H220V8H218ZM218 9L216 10V11H218ZM224 9H226V7H224ZM229 9V8H228ZM244 9V8H243ZM261 9H259V10H261ZM4 10H5V8H4ZM31 10V9H30ZM138 10V9H137ZM139 10H142V9H140L139 8ZM180 10V9H179ZM198 10V9H197ZM196 10V11H197ZM212 10V9H211ZM211 10L210 9H208V8H206V9H204V10H202V11H204L206 14H208V15H212V13L214 12L213 10V12H211ZM215 10V9H214ZM222 11H221V16H222V14H223V9H221ZM227 10V9H226ZM225 10V12L226 13H230V11H231V9H230V11L228 12V11H226ZM233 10H235V9H233ZM258 10V11H259ZM10 11V10H9ZM42 11V10H41ZM49 11V10H48ZM78 11H79V8H78ZM78 11H77V13H78ZM125 11V10H124ZM142 11H144V10H142ZM146 11H148V10H146ZM192 12H193V10H191ZM200 11V10H199ZM248 11V10H247ZM256 11V10H255ZM5 12V11H4ZM74 12V11H73ZM72 12V13H73ZM76 12V11H75ZM131 13L132 11H129V9H128V13ZM140 12V11H139ZM195 12V11H194ZM234 12V11H233ZM246 12V11H245ZM251 12V11H250ZM264 12V11H263ZM10 13V12H9ZM26 13V12H25ZM29 13V12H28ZM123 13V12H122ZM121 13V14H122ZM126 13V12H125ZM134 13V12H133ZM132 13V14H133ZM184 13V12H183ZM201 13V12H200ZM225 13V14H226ZM248 13V12H247ZM256 13H258L257 11H256ZM255 13V14H256ZM7 14V13H6ZM76 14V13H75ZM119 14V15H118ZM151 14V13H150ZM157 14V13H156ZM156 14H155V17H156ZM169 22H170V24L172 25V27L173 28H176L174 31H179L180 29H182L181 30V32H182V34H183V32H184V29H183V27H184V22H185V19H183L184 18V15L182 14V16L181 17H179V15H178V11H177V8L175 7V8H173V9H171L170 11H169ZM192 14V13H191ZM190 14V15H191ZM206 14H204V15H206ZM225 14H224V16H225ZM254 14V15H255ZM262 14V13H261ZM25 15V14H24ZM58 15V14H57ZM60 15V14H59ZM67 15V14H66ZM72 15V14H71ZM105 15V14H104ZM105 15V16H106ZM127 15V14H126ZM135 16H136V14H134ZM139 15V14H138ZM141 15H142V13H141ZM141 15H140V17H141ZM200 15V14H199ZM204 15H201V16H203L204 17ZM215 15V14H214ZM242 15H244L243 13H242ZM249 15V14H248ZM251 15H253V14H251ZM258 15V17H259V14H257ZM256 15V16H257ZM79 16H80V14H79ZM144 16H145V13H144ZM152 14L151 15H149V17L152 19ZM159 16V15H158ZM162 16V15H161ZM198 16V15H197ZM207 16V15H206ZM227 16V15H226ZM225 16V18H229V15L226 17ZM246 16H247V14H246ZM264 16V15H263ZM31 19L29 20L28 19V21L26 22V26H29V27H32V29H33V27H34V24L36 23V22H39V26H38V28L41 30V28H44V30L46 29V28H50V30H47V31H52V33H51V35L53 34H59V32L57 31L56 32V30H54V29H51V27H50V25H48L47 23H46V21H45V19H44V16L42 15V14H40V13H38V12H36V11H32L31 12ZM49 17V16H48ZM47 17V18H48ZM66 17V16H65ZM73 17V16H72ZM108 17V18H109ZM130 17H133V15L132 16H130ZM130 17H129V19H130ZM138 17V16H137ZM140 17H139V19H140ZM183 17V18H182ZM195 17V16H194ZM215 17V16H214ZM232 17V16H231ZM245 17V16H244ZM255 17V16H254ZM59 18V17H58ZM57 18V19H58ZM82 18V17H81ZM105 18V17H104ZM111 18V19H112ZM126 18H128V17H126ZM133 18H136V17H133ZM144 18H146V16L144 17ZM189 18V17H188ZM197 18V17H196ZM210 18V17H209ZM224 18V17H223ZM224 18V19H225ZM245 18H249V17H245ZM261 18H262V16H261ZM260 18V19H261ZM76 19V18H75ZM125 19V18H124ZM128 19V20H129ZM139 19H138V21H139ZM191 19V18H190ZM194 19V18H193ZM198 19V18H197ZM203 19H205V18H203ZM242 19L243 18H239V17H237V16H235L233 19H231L230 18V21H227L228 22V25H227V27L228 28H226V29H229V36L230 37H232V36H234L233 35V33H232V29L233 28H235L239 23H241L242 22ZM250 20H251V17L249 18ZM256 19H258L257 17H256ZM256 19L255 20H253L254 22L256 21ZM264 19V18H263ZM35 20V21H34ZM77 21H78V18L76 19ZM126 20V19H125ZM150 20V19H149ZM156 20L157 21H162V24H163V20H165V19H162V18H159V17H157L156 18ZM167 20V19H166ZM249 20V21H250ZM259 20V19H258ZM258 20H257V22H258ZM93 21V20H92ZM95 21V20H94ZM96 21H97V19H96ZM105 21V20H104ZM108 22H109V20H107ZM205 20H203V22H204ZM206 21H207V18H206ZM205 21V22H206ZM218 21V20H217ZM224 21V20H223ZM245 21V20H244ZM248 21V20H247ZM252 20H251V22H253ZM101 22V21H100ZM119 22V21H118ZM127 22V21H126ZM134 22V21H133ZM139 22H141V20L139 21ZM143 22V21H142ZM148 23H147V25H149L150 23H149V21H147ZM197 22V21H196ZM208 23L209 22H211V21H207ZM225 22V21H224ZM227 22H225L226 24H227ZM253 22V23H254ZM260 22H262V20H260ZM260 22H259V24H260ZM65 23V22H64ZM70 23H72V25H73V21H72V19H71V21H70ZM81 23V22H80ZM105 23V22H104ZM103 23V24H104ZM107 23V22H106ZM111 23H113V22H111ZM121 23V22H120ZM144 23V22H143ZM151 23H152V21H151ZM160 23V22H159ZM165 23V22H164ZM191 23V22H190ZM193 23V22H192ZM191 23V24H192ZM200 23H201V21H200ZM199 23V24H200ZM212 23V22H211ZM210 23V24H211ZM213 23H214V21H213ZM223 23V22H222ZM221 23V24H222ZM224 23V24H225ZM244 23H247V22H244ZM51 24V23H50ZM102 24V25H103ZM133 24H135V23H133ZM138 24H140V23H138ZM146 24V23H145ZM162 24H160L161 26H162ZM195 24V23H194ZM198 24V23H197ZM207 24V23H206ZM209 24V25H210ZM217 24V23H216ZM259 24H256V25H258V26H262V23L259 25ZM52 25V24H51ZM96 25H97V23H96ZM108 25H109V23H108ZM121 25V24H120ZM119 25V26H120ZM125 25V24H124ZM205 25V24H204ZM208 25V24H207ZM205 26L206 28L208 27V26ZM213 25V24H212ZM212 25H210L211 27H212ZM251 25H252V23H251ZM100 26V25H99ZM126 26V25H125ZM133 26V25H132ZM132 26H131V28H132ZM138 26V25H137ZM160 26V27H161ZM188 26V25H187ZM186 26V27H187ZM200 26V25H199ZM215 26V25H214ZM217 26H219L218 24H217ZM222 26V25H221ZM220 26V27H221ZM240 26V25H239ZM264 26V25H263ZM67 27H68V25H67ZM104 27V26H103ZM103 27H101L102 28V30H103ZM127 27V26H126ZM126 27H125V29H126ZM139 27H140V25H139ZM196 27V26H195ZM198 27V26H197ZM201 27V26H200ZM198 28V30H200L201 28ZM216 27V26H215ZM244 27V26H243ZM242 27V28H243ZM245 27H247V26H245ZM53 28H54V26H53ZM60 28V27H59ZM66 28V27H65ZM108 28V27H107ZM106 28V31L105 32H107V29ZM124 28V27H123ZM131 28H129V30L131 29ZM138 28V27H137ZM136 28V29H137ZM214 28V27H213ZM254 28H257V27H254ZM254 28L252 29V27H251V29L252 30H254ZM261 28V27H260ZM61 29V28H60ZM82 29V28H81ZM88 29H89V27H88ZM88 29H86V30H88ZM109 29H112L111 27L109 28ZM118 29V30H117ZM116 30H115V32H114V35H115V37L116 36H118V39H117V42H115V44L117 43V45H118V47L120 46L123 50L125 49L127 52H128V40L127 39H125L124 37H122L121 35V32H119V28H117ZM121 29V28H120ZM139 29V28H138ZM186 29V28H185ZM197 29V28H196ZM208 29V28H207ZM217 29V28H216ZM219 29V28H218ZM221 29V28H220ZM257 29H259V28H257ZM262 29V28H261ZM261 29H259V30H261ZM30 30V29H29ZM29 30H28V32H29ZM92 30V29H91ZM143 31H144V29H142ZM146 30V29H145ZM203 30V29H202ZM222 30V29H221ZM246 30V29H245ZM251 30V31H252ZM263 30V29H262ZM261 30V31H262ZM37 30H34V32H36ZM47 31H45L46 33H47ZM77 31V30H76ZM122 31H124V29H122ZM131 31H132V29H131ZM133 31H134V29H133ZM186 31V30H185ZM188 32V34L190 33V34H193L194 32H193V27L191 28V27H189L188 28V30H187ZM201 31V30H200ZM226 31H228V30H226ZM250 31V32H251ZM79 32V31H78ZM90 32V31H89ZM85 33V34H80V33H77L76 34V37L75 38H73L72 40L70 39V41H68L67 42V47L66 48H69V50H70V52H73L74 50H76L79 54H81L82 53V50L84 49L83 47V41L82 40H84V39H88V40H92L93 39V35L92 34H90V33ZM109 30H108V34H109ZM113 32V31H112ZM136 32V31H135ZM138 32H140V31H138ZM137 32V33H138ZM196 32H199V31H196ZM211 32V31H210ZM213 32H214V30H213ZM213 32H211V33H209V36H214V34H213ZM215 32H217L216 30H215ZM223 32V31H222ZM30 33V32H29ZM28 33V34H29ZM38 33V32H37ZM97 33V32H96ZM133 33V32H132ZM131 33V34H132ZM141 33V32H140ZM140 33H138V34H140ZM143 33V32H142ZM145 33H147V30H146V32ZM176 33V32H175ZM175 33H172V31H171V33L169 34V37H170V40L172 39V40H177L178 41V39H177V36H178V38H179V35H177L178 34V32H177V34L175 35ZM187 33H185L186 35H187ZM201 33V32H200ZM218 33H220V32H218ZM240 33H242L243 34V32L241 31ZM252 33V32H251ZM256 34H259L260 33V31H259V33H257V32H255ZM36 34V33H35ZM103 34V32L101 33V35ZM123 34H125V33H123ZM138 34H136V35H138ZM144 34V33H143ZM189 34V35H190ZM195 34V33H194ZM199 34V33H198ZM205 34V33H204ZM223 34V33H222ZM228 34V33H227ZM253 34V33H252ZM261 34V33H260ZM262 34H263V32H262ZM50 35V34H49ZM113 35V36H114ZM126 35H127V33H126ZM146 35V34H145ZM202 35V34H201ZM207 35V34H206ZM205 35V36H206ZM216 35V34H215ZM224 35V34H223ZM74 36V35H73ZM72 36V37H73ZM108 36V35H107ZM125 36V35H124ZM128 36V35H127ZM126 36V37H127ZM133 36V35H132ZM138 36H140V35H138ZM143 36V35H142ZM158 37H159V39H162V36H163V34L162 33H160L159 32V34L157 35ZM184 36V35H183ZM182 36V37H183ZM196 36V35H195ZM203 36V35H202ZM208 36V37H209ZM242 36H244V35H242ZM247 36V35H246ZM253 36V35H252ZM10 37V36H9ZM58 37H59V35H58ZM137 36H135V38H136ZM144 37V36H143ZM157 37V38H158ZM184 37H186V36H184ZM188 37V36H187ZM215 37V36H214ZM219 37H220V35H219ZM263 37V36H262ZM262 37H261V41H262V43H263V40H262ZM55 38V37H54ZM105 38H106V35H105ZM113 38V37H112ZM140 39V41L142 40L141 39V37H139ZM181 38V37H180ZM179 38V41L181 40ZM200 37H196V38H193L192 36H191V39H190V44H191V46H192V48H193V52H192V54H193V56L194 55H197V54H201V57L204 55V54H206V53H210L211 54V57L212 58H214L215 57V52H216V50L218 49V44L213 40V39H208L209 41H207L206 42V44H202L201 43V40L199 39ZM255 37L253 36V39H254ZM256 38H258V37H256ZM255 38V39H256ZM137 39V38H136ZM135 39V40H136ZM204 40L203 41H205V37L203 38ZM223 39V38H222ZM227 39V38H226ZM229 40H228V51H227V53H226V51H225V53L227 54V56H226V59H225V64H226V66H227V68H230V69H232L233 70V68L234 69H236V67L238 66L237 64H235V61H234V64L235 65H237V66H234V64H233V59H234V57L236 58L237 56H242V57H244V56H246L247 57V55H249V56H251V53L249 52V48H248V46H247V43H248V39H249V37H248V39L247 38H244V40L241 42V40H240V42H241V47L240 46H238L237 45V43H235V42H233L232 41V39H230V38H228ZM234 39H236V38H234ZM243 39V38H242ZM254 39V40H255ZM264 39V38H263ZM51 40V39H50ZM52 40H53V38H52ZM99 40V39H98ZM114 40V39H113ZM134 40V43L136 42ZM143 40H144V38H143ZM156 40V39H155ZM183 40H184V38H183ZM188 40V39H187ZM186 40V41H187ZM225 40V39H224ZM66 41V40H65ZM95 41V40H94ZM138 41V40H137ZM140 41H139V43H140ZM146 41V40H145ZM145 41L143 42V41H141V43L143 42V44L145 43ZM185 41V40H184ZM184 41H180L179 43H176V44H179L178 45V47H180V43H184ZM217 41V40H216ZM235 41V40H234ZM253 41V40H252ZM257 41V40H256ZM85 42V41H84ZM99 42V41H98ZM176 42V41H175ZM174 42V43H175ZM218 42H220V41H218ZM240 42H238V43H240ZM259 42V41H258ZM47 43V42H46ZM66 43V42H65ZM101 43V42H100ZM170 43V42H169ZM183 43H182V45H183ZM204 43V42H203ZM18 44V43H17ZM20 44V43H19ZM86 44V43H85ZM99 44V43H98ZM132 44V43H131ZM155 44V43H154ZM264 44V43H263ZM133 45H135V44H133ZM181 45V46H182ZM224 45V44H223ZM99 46V45H98ZM114 46V45H113ZM116 46V45H115ZM132 46V45H131ZM137 46V45H136ZM138 46H139V44H138ZM141 46V45H140ZM167 46V45H166ZM185 46V45H184ZM183 46V47H184ZM187 46H189V45H187ZM261 46L262 47H264V45H262L261 44ZM260 46V47H261ZM22 47V46H21ZM135 46H133V48H134ZM164 47V46H163ZM170 47V46H169ZM177 47V48H178ZM186 47V46H185ZM190 47V46H189ZM256 47V46H255ZM261 47V48H262ZM10 48V47H9ZM89 48V47H88ZM138 48H141V47H138ZM143 48V47H142ZM141 48V50H144V48L142 49ZM148 48V47H147ZM153 48V47H152ZM167 48V47H166ZM172 48V47H171ZM170 48V49H171ZM258 49H259V43H258V47H257ZM256 48V49H257ZM118 49V48H117ZM162 48H160L159 46H158V48L155 50V52H154V55L152 54V53H150L149 54V51L150 50H148V57H151L150 55L152 54L153 56L152 57H154V58H157V60L159 61V62H161L160 63V66H158V67H154L153 68V73H154V75L156 76V78L157 79H155V80H158L157 82H158V84H157V86L155 87V88H153L152 90L154 91V93L156 94V97L157 96H159L162 92L160 91V89H162L161 87H162V82L163 81H165V79H167V76L169 75V72H171V71H169L170 70V68L168 69V65L170 66V61H172V60H170V58H169V54L167 55V56H164V55H160V50H161ZM169 49V50H170ZM174 49V48H173ZM191 49V48H190ZM250 49H251V47H250ZM255 49V50H256ZM69 50H68V52H69ZM89 50V49H88ZM134 50V49H133ZM178 50H180L181 52H182V50L184 51V49L183 48H180V49H178ZM177 50V51H178ZM220 50V49H219ZM226 50H227V48H226ZM261 50V49H260ZM259 50V51H260ZM138 51V50H137ZM144 51H147L146 49L144 50ZM166 50H165V48H164V52H165ZM189 51H191V50H189ZM263 51V50H262ZM262 51H260V53L262 52ZM69 52V53H70ZM100 52V51H99ZM130 52H132L131 50H130ZM136 52V51H135ZM139 52V51H138ZM173 52H175V51H173ZM185 52V51H184ZM183 52V53H184ZM187 52H188V48H187ZM220 51H218V53H219ZM221 52H223V51H221ZM257 52V51H256ZM74 53V52H73ZM137 53V52H136ZM140 53V52H139ZM147 53H146V55H147ZM163 53V52H162ZM190 53V52H189ZM75 54V53H74ZM73 54V55H74ZM86 54V53H85ZM88 54V53H87ZM86 54V55H87ZM103 54V53H102ZM175 54H177V53H175ZM180 53H178V55H179ZM72 55V54H71ZM101 55V54H100ZM108 55V54H107ZM106 55V56H107ZM135 55V54H134ZM133 55V56H134ZM141 55H142V53H141ZM140 55V56H141ZM145 55V54H144ZM171 55V54H170ZM183 55H185V53L183 54ZM182 55V53H181V56H183ZM189 55V54H188ZM219 55V54H218ZM223 55H224V53H223ZM260 55V54H259ZM262 55H263V53H262ZM261 55V56H262ZM82 56V55H81ZM111 56V55H110ZM132 56V58H131V60H130V62H129V68H131L132 69V67H133V64H136L135 63V59H134V57ZM136 56V55H135ZM138 56V55H137ZM139 56V57H140ZM172 56H174V53H172ZM171 56V57H172ZM176 56V55H175ZM180 56V55H179ZM190 56H192L191 54H190ZM72 57V56H71ZM77 57V56H76ZM79 57V56H78ZM97 57V56H96ZM103 57V56H102ZM158 57H160V59L158 58ZM184 57V56H183ZM187 57V56H186ZM204 59L206 60V57L208 58V56H205L204 55ZM224 57V56H223ZM222 57V58H223ZM257 57V56H256ZM83 58V57H82ZM142 58V57H141ZM143 58H146V57H144L143 56ZM188 58V57H187ZM194 57H192L191 58V60L193 59ZM197 58V57H196ZM240 58V57H239ZM105 59H107V58H105ZM114 59H116V58H113V57H111L110 58V61H111V63H113L114 64ZM152 58H150V60H151ZM172 59V58H171ZM177 59H179V57L177 58ZM202 59H203V57H202ZM259 59H262V61H263V59H264V57H261V58H259ZM76 60V59H75ZM95 60H97V59H95ZM109 60V59H108ZM148 60H149V58H148ZM153 60V59H152ZM173 60H175V61H177L176 60V58L174 59L173 58ZM198 60H200V59H198ZM236 60V59H235ZM240 60V59H239ZM238 60V61H239ZM244 60V59H243ZM243 60H242V62H243ZM99 61H100V59H99ZM144 61H147V60H144ZM173 62L174 64L176 63V62ZM181 61V60H180ZM192 61H194V60H192ZM197 61V60H196ZM204 61V60H203ZM207 61V60H206ZM213 61V60H212ZM237 61V60H236ZM237 61V62H238ZM241 61V60H240ZM47 62V61H46ZM70 62H71V60H70ZM95 62V61H94ZM106 63H107V61H105ZM148 62V61H147ZM150 62V61H149ZM182 62V61H181ZM179 63V64H181V66L182 65H185V63L184 64H182V63ZM199 63H200V61H198ZM205 62V61H204ZM204 62H202V63H204ZM223 62H224V59H223ZM245 62H246V60H245ZM251 62V61H250ZM250 62L248 63V64H250ZM72 63V62H71ZM102 63V62H101ZM100 63V66H99V68H98V70L96 71V73H98V75H100L99 73L100 72H102L104 69H105V67H104V62L101 64ZM110 63V64H111ZM137 63H138V60H137ZM172 63V62H171ZM178 63V62H177ZM187 63V62H186ZM194 63H196L195 61H194ZM193 63V64H194ZM214 63V62H213ZM212 63V64H213ZM241 62H239V64H240ZM48 64V63H47ZM179 64L177 65L176 64V66H178L179 67ZM191 64H192V62H191ZM214 64H216V63H214ZM213 64V65H214ZM217 64H218V62H217ZM243 64V63H242ZM253 64V63H252ZM264 64V63H263ZM262 64V62L260 63V65L262 66V68H263V65ZM107 65V64H106ZM204 65V64H203ZM212 65V66H213ZM244 65V64H243ZM258 65H259V62H258ZM259 65V66H260ZM136 66H138V64L136 65ZM135 66V67H136ZM174 66V65H173ZM176 66H175V69H176ZM180 66V67H181ZM187 66V65H186ZM193 66V65H192ZM196 66H197V63H196ZM198 66H200L199 64H198ZM197 66V67H198ZM206 66V65H205ZM107 67H108V65H107ZM241 67V66H240ZM251 67V66H250ZM257 67V66H256ZM173 68V70H174V67H172ZM182 68H183V66H182ZM217 68V67H216ZM238 68V67H237ZM251 68H253V67H251ZM133 69H135V68H133ZM190 69H192V68H190ZM195 69H196V67H195ZM199 69V68H198ZM203 71H204V68L202 67L201 68ZM220 69H221V66H220ZM229 69V70H230ZM243 69V68H242ZM241 69V70H242ZM250 68L248 67V69L247 70H249ZM254 69V68H253ZM137 70V69H136ZM172 70V69H171ZM177 70V69H176ZM206 70V69H205ZM259 70H261V69H259ZM67 71V70H66ZM150 71V70H149ZM182 71V70H181ZM225 71H227V70H225ZM231 71V70H230ZM234 72H235V70H233ZM244 71H245V69H244ZM244 71H243V74H245L244 73ZM262 71V70H261ZM88 72H90V71H88ZM92 72V71H91ZM176 72V71H175ZM183 72V71H182ZM205 72L206 71H204V74H205ZM220 72H221V70H220ZM219 72V73H220ZM223 73H224V71H222ZM234 72L231 74L230 72H228V76H229V74H231L232 76H233V74H234ZM240 72V71H239ZM239 72H236L237 74L239 73ZM242 72V71H241ZM240 72V73H241ZM250 72V71H249ZM259 72V71H258ZM264 72V71H263ZM68 73H70L69 71H68ZM107 73V71L105 72V74ZM178 73V72H177ZM181 73V72H180ZM187 73V72H186ZM195 73V72H194ZM235 73V74H236ZM246 73H248V72H246ZM262 73V72H261ZM260 73V74H261ZM87 74H89V73H87ZM133 74V73H132ZM150 73L148 72V75H149ZM184 74H185V72H184ZM187 74H190V72H188ZM196 74V73H195ZM194 74V75H195ZM202 74V73H201ZM234 74V75H235ZM251 74V73H250ZM182 76H183V74H181ZM191 75H192V71H191ZM197 75V74H196ZM213 75V74H212ZM220 75H222V73H220ZM225 75V74H224ZM53 76V75H52ZM102 76H104L103 74H102ZM102 76H100V77H102ZM134 76V75H133ZM132 75H130V77H131V79H132V77H133ZM144 76H146V75H144ZM154 76V77H155ZM198 76H199V74H198ZM201 76H203V75H201ZM205 76V75H204ZM204 76L202 77V78H204ZM238 76H239V78H238ZM236 75V78H238L239 79V82H243V81H246L247 82V79L245 80V75L243 76V75ZM247 76V75H246ZM251 76V75H250ZM258 76V75H257ZM261 76V75H260ZM262 76H264L263 75V73H262ZM135 77V76H134ZM143 77V76H142ZM190 77H192V76H190ZM189 77V78H190ZM230 77V76H229ZM228 77V78H229ZM55 78V77H54ZM58 78V77H57ZM56 78V79H57ZM169 78V77H168ZM187 78H188V75H187ZM186 78V79H187ZM197 80H195V81H200L198 78H201V77H195ZM233 78H234V76H233ZM233 78H231V79H233ZM248 78V77H247ZM250 78V77H249ZM263 78V77H262ZM49 79V78H48ZM59 79V78H58ZM78 79V78H77ZM89 79V78H88ZM98 79H99V76H98ZM112 79V78H111ZM110 79V80H111ZM134 79V78H133ZM139 80H140V78H138ZM138 79H137V82H138ZM146 79H148V76H147V78ZM180 79H181V77H180ZM184 79H185V77H184ZM192 79V78H191ZM205 79V78H204ZM211 79V78H210ZM219 79V78H218ZM224 79H225V77H224ZM105 80V79H104ZM188 80V79H187ZM190 80V79H189ZM194 79H192V81H193ZM209 80V79H208ZM216 80H217V78H216ZM230 80V79H229ZM249 80V79H248ZM251 80H252V78H251ZM250 80V81H251ZM47 81V80H46ZM97 81V80H96ZM102 81V80H101ZM113 81H114V79H113ZM150 81V80H149ZM159 81H160V83H159ZM167 81H169L168 79H167ZM175 81H177V80H175ZM181 81V80H180ZM203 81H206V79L205 80H203ZM218 81V80H217ZM220 81V80H219ZM234 81V79L232 80V83H234L233 82ZM262 81H263V79H262ZM111 82H112V80H111ZM110 82V83H111ZM139 82H141V81H139ZM145 82H147V84H148V80L147 81H145ZM144 82V83H145ZM154 82V81H153ZM152 82V83H153ZM178 82V81H177ZM182 82V81H181ZM187 82H189V81H184L183 82V84H185V83H187ZM201 82V81H200ZM210 82V81H209ZM229 82V81H228ZM231 82V81H230ZM237 82L238 81H236V84H237ZM239 82H238V84H239ZM257 83H258V79H257V81H256ZM255 82V83H256ZM103 83V82H102ZM117 83H119L121 86H122V91H121V93H122V95L123 94H128V77L126 78V77H124V76H121L117 81H116V84ZM156 83V82H155ZM169 83V82H168ZM172 83H173V81H172ZM201 83H204V82H201ZM211 83V82H210ZM215 83V82H214ZM252 83H254V82H252ZM78 84H80V83H78ZM104 84V83H103ZM138 84V83H137ZM140 85H141V83H139ZM143 84V83H142ZM146 84V85H147ZM166 84L167 83H164V85L166 86ZM178 84H180V83H178ZM182 84V83H181ZM180 84V85H181ZM192 84H194V83H192ZM217 84L218 83H216V86H217ZM226 84H227V81H226ZM235 83H234V85H236ZM70 85V84H69ZM83 85V84H82ZM140 85H139V87H140ZM150 85V84H149ZM149 85H148V87H149ZM170 85V84H169ZM188 85V84H187ZM186 85V86H187ZM207 85H209V84H207ZM207 85H206V87H207ZM233 85V84H232ZM240 85V84H239ZM262 85H264L263 83H262ZM72 86V85H71ZM109 86H111V85H109ZM142 86V85H141ZM145 86V85H144ZM182 87L181 88H185L184 87V85H181ZM193 86V85H192ZM198 86V85H197ZM204 86V85H203ZM242 86V85H241ZM245 86V85H244ZM253 86V85H252ZM254 86H256V84H254ZM150 87H151V85H150ZM173 88L172 89H174V84H173V86H172ZM188 88H189V86H187ZM194 87V86H193ZM201 86L199 85V87H197V89H195L196 87H194L193 89H195V90H198V88H200ZM205 87V86H204ZM205 87V89H208V88H206ZM209 87V86H208ZM218 87V86H217ZM225 87V86H224ZM228 87V86H227ZM235 88H236V86H234ZM246 87V86H245ZM142 88V87H141ZM145 88H146V86H145ZM179 88V87H178ZM212 88V87H211ZM210 88V89H211ZM240 88V87H239ZM238 88V89H239ZM247 88V87H246ZM246 88H244V89H246ZM251 88V87H250ZM263 88H264V86H263ZM262 88V89H263ZM113 89V88H112ZM166 89V88H165ZM168 89V88H167ZM166 89V90H167ZM172 89L170 90V91H172ZM180 89V88H179ZM187 89V88H186ZM218 89V88H217ZM223 89V88H222ZM253 89H255V88H253ZM84 90V89H83ZM140 90V89H139ZM142 90V89H141ZM144 90H146V89H144ZM151 90V89H150ZM166 90H165V94L167 95V94H170V92H169V90H168V92L169 93H167L166 92ZM182 90V89H181ZM200 90V89H199ZM198 90V91H199ZM209 90V89H208ZM208 90H207V92H206V94L208 93ZM220 90V88L218 89V91ZM235 90H237V89H235ZM248 90V89H247ZM259 90H261V89H259ZM85 91V90H84ZM183 91H184V89H183ZM183 91H182V93H183ZM193 91V90H192ZM198 91H197V93H198ZM202 91H203V89H202ZM210 91V90H209ZM254 91V90H253ZM252 91V92H253ZM81 92V91H80ZM113 92V91H112ZM140 92H142V91H140ZM152 91H150V93H151ZM200 92V91H199ZM222 92H223V90H222ZM226 92V91H225ZM228 92V91H227ZM243 92H245V91H243ZM254 92H256V91H254ZM264 92V91H263ZM143 93V92H142ZM154 93H152V96H153V94ZM196 93V92H195ZM218 93V92H217ZM238 93H239V90H238ZM241 93V92H240ZM250 93H251V91H250ZM144 94V93H143ZM164 94V93H163ZM200 94H201V92H200ZM199 94V95H200ZM204 94V93H203ZM221 94H223V93H221ZM230 94V93H229ZM234 94H235V92H234ZM242 94V93H241ZM248 94V93H247ZM259 94V93H258ZM145 95H146V93H145ZM171 95V94H170ZM202 95V94H201ZM211 95V97H212V94H210ZM225 95H226V93H225ZM253 95H255V94H253ZM121 96V95H120ZM125 96H128V95H125ZM141 96V95H140ZM144 96V95H143ZM142 96V97H143ZM165 96V95H164ZM168 96V95H167ZM185 96V95H184ZM183 96V98H184V100L185 101H187L188 100V96L186 97V99H185V97ZM204 97H206L205 95H203ZM221 96V95H220ZM235 96H238V94H235ZM243 96H245V94L243 95ZM259 96V95H258ZM115 97V96H114ZM170 97V96H169ZM198 97H202V96H197V98ZM210 97V98H211ZM218 97V96H217ZM252 97V96H251ZM250 97V98H251ZM50 98H52V97H50ZM49 98V99H50ZM147 98V97H146ZM181 98V97H180ZM183 98H182V100H183ZM195 98V97H194ZM226 98V97H225ZM235 98V97H234ZM239 98V97H238ZM246 98V97H245ZM53 99H55V98H53ZM85 99V98H84ZM126 99V98H125ZM128 99V98H127ZM142 99V98H141ZM140 99V100H141ZM148 99V98H147ZM151 99H153V98H151ZM163 99V98H162ZM170 101H172L171 99H172V97H171V99L170 98H168ZM190 99V98H189ZM200 99V98H199ZM202 99H203V97H202ZM201 99V100H202ZM206 99V98H205ZM218 99V98H217ZM241 99H243L242 97L239 99V100H241ZM260 99V98H259ZM116 100V99H115ZM181 99H180V101H182ZM183 100V101H184ZM238 100V99H237ZM244 100V99H243ZM258 100V99H257ZM123 101V100H122ZM145 101V100H144ZM153 101H154V99H153ZM162 101H164V100H162ZM165 101H166V97H165ZM190 100H188V102H189ZM194 101H195V99H194ZM203 101V100H202ZM251 101V100H250ZM250 101H248L249 103H250ZM136 102H139V101H136ZM141 102H142V100H141ZM140 102V103H141ZM173 102H174V99H173ZM213 102V101H212ZM223 102V101H222ZM240 102V101H239ZM242 102V101H241ZM252 102H254V99L252 100ZM54 103V102H53ZM128 103V102H127ZM147 104H148V102H146ZM157 103H158V105H156L157 107L155 108L154 107V109H156L158 112L160 111V101H158L157 100ZM185 103V102H184ZM187 103V102H186ZM201 103V105H202V102H200ZM205 103L206 102H204L203 104H204V106H202V108H204L205 107ZM220 103V102H219ZM218 103V104H219ZM224 103V102H223ZM235 103H236V99H235ZM244 103V102H243ZM248 103V104H249ZM50 104V103H49ZM56 104H57V101H56ZM124 104V103H123ZM155 104V103H154ZM154 104L152 105V107L154 106ZM168 104H169V101H168ZM188 104V103H187ZM186 104V105H187ZM198 104V103H197ZM213 104H214V102H213ZM229 104V103H228ZM251 104V103H250ZM254 104V103H253ZM252 104V105H253ZM256 104H258V103H256ZM131 105V104H130ZM137 105V104H136ZM135 105V106H136ZM141 105V104H140ZM143 105V104H142ZM163 105V104H162ZM167 105V104H166ZM172 105H174V104H172ZM171 105V106H172ZM178 105V104H177ZM185 105V106H186ZM192 105L194 106V103H192ZM220 105H222L221 103H220ZM219 105V106H220ZM230 105V104H229ZM236 105V104H235ZM243 105V104H242ZM112 106V105H111ZM124 106H127V105H125L124 104ZM165 106V105H164ZM169 107L168 106V108H170V109H172V107ZM182 106V105H181ZM192 106V107H193ZM237 106H238V103H237ZM244 106V105H243ZM250 106V105H249ZM248 106V107H249ZM264 106V105H263ZM51 107V106H50ZM123 107V106H122ZM138 106H136V109H138L137 108ZM163 107V106H162ZM192 107H191V109H192ZM213 107V106H212ZM251 108H252V106H250ZM258 107V106H257ZM125 109L124 110H126V107H124ZM132 108V107H131ZM141 108V107H140ZM143 108H144V106H143ZM146 108V107H145ZM220 108H221V110L223 111V106L221 107L220 106ZM236 108V107H235ZM234 107H233V109H235ZM239 108V107H238ZM153 109V108H152ZM174 109V108H173ZM205 109H206V107H205ZM224 109H225V111H226V113L228 112V109H229V107L227 106V105H225L224 104ZM242 110H243V107L241 108ZM264 109V108H263ZM114 110V109H113ZM120 110V109H119ZM122 110V109H121ZM123 110V111H124ZM166 110H167V108H166ZM175 110V109H174ZM173 110V111H174ZM195 110V109H194ZM220 110V111H221ZM240 110V109H239ZM239 110H238V112H239ZM246 110H247V108H246ZM250 110H252V109H250ZM262 109H260V111H261ZM144 111H146V110H144ZM163 111V109H161V112ZM169 113H171L170 112V110L168 109L167 110ZM184 111V110H183ZM186 111V110H185ZM187 111H188V109H187ZM201 111H202V109H201ZM203 111H205V110H203ZM219 110L217 109V112H218ZM234 111V110H233ZM235 111H237V108H236V110ZM127 112V111H126ZM142 112V111H141ZM165 112V111H164ZM177 112V111H176ZM207 112V114L206 115H208V111H206ZM244 112V111H243ZM108 113V112H107ZM106 113V114H107ZM124 113V112H123ZM128 113V112H127ZM153 113V112H152ZM155 113V112H154ZM160 113V112H159ZM163 113V112H162ZM162 113H161V115H162ZM202 113V112H201ZM204 113V112H203ZM202 113V114H203ZM216 113V112H215ZM222 113V112H221ZM224 113L225 112H223V115H224ZM234 113V112H233ZM236 113V112H235ZM240 113H241V110H240ZM166 114H168V113H166ZM172 114V113H171ZM170 114V115H171ZM176 114V113H175ZM175 114H174V116H175ZM186 114V113H185ZM195 114V113H194ZM214 114V113H213ZM247 114H248V112H247ZM258 114V113H257ZM262 114V113H261ZM111 115H113L112 113L110 114V116ZM122 115V114H121ZM144 115H146V113L144 114ZM151 115H153L154 116V114H151ZM170 115L168 114V117H169V119H170ZM177 115V114H176ZM104 116V115H103ZM123 116V115H122ZM125 116V115H124ZM156 116V115H155ZM181 116V115H180ZM210 116V115H209ZM208 116V118H210ZM216 116H217V113H216ZM220 116H222V115H220ZM235 116V115H234ZM238 116H240L239 114H238ZM246 116V115H245ZM245 116H244V114H243V120H244V118H245ZM261 116V115H260ZM120 117V116H119ZM127 117V116H126ZM128 117H130V116H128ZM152 116H150V118H151ZM162 117V116H161ZM164 117V116H163ZM162 117V118H163ZM167 117V118H168ZM179 117V116H178ZM177 117V118H178ZM206 117V116H205ZM205 117H203V119H205ZM215 117V116H214ZM251 117V116H250ZM255 117H256V115H255ZM254 117V118H255ZM115 118V117H114ZM121 118V117H120ZM119 118V119H120ZM157 118H158V116H157ZM159 118H160V116H159ZM166 118V119H167ZM174 118V117H173ZM218 118H219V116H218ZM223 118V117H222ZM112 119V118H111ZM117 119V118H116ZM124 120H125V118H123ZM153 119V118H152ZM156 119V118H155ZM169 119H167L168 121H169ZM217 119V118H216ZM238 119H240L239 117H238ZM251 119V118H250ZM264 119V118H263ZM115 120V119H114ZM121 120H122V118H121ZM127 120V119H126ZM130 120V119H129ZM147 120V119H146ZM149 120V119H148ZM147 120V121H148ZM157 120V119H156ZM155 120V121H156ZM163 120V119H162ZM165 120V119H164ZM171 120H173V119H170V121ZM176 119H174L173 121L174 122H176L175 121ZM199 120V119H198ZM205 120H208V119H205ZM205 120H203V121H205ZM213 120H214V118H213ZM218 120V119H217ZM216 120V121H217ZM219 120H220V118H219ZM222 120V119H221ZM233 120V119H232ZM262 120V119H261ZM260 120V121H261ZM118 121H120V120H118ZM144 121V120H143ZM152 120L150 119V122H151ZM153 121H154V119H153ZM154 121V122H155ZM171 122L172 123V125H173V123L174 122ZM202 121V120H201ZM201 121H199V122H201ZM223 121H224V119H223ZM222 121V122H223ZM238 121H240V120H238ZM242 121V120H241ZM250 121V120H249ZM259 121V122H260ZM112 122V121H111ZM125 122V121H124ZM127 122V121H126ZM163 122V121H162ZM199 122H197V124H199ZM208 122V121H207ZM218 122V121H217ZM216 122V123H217ZM221 122V121H220ZM233 123H234V121H232ZM237 122V121H236ZM243 122H245V121H243ZM113 123H114V121H113ZM153 123V122H152ZM152 123L150 124V125H152ZM166 123H170V122H167L166 121ZM166 123L164 124V125H166ZM211 123H212V121H211ZM250 123H252V122H250ZM263 123H264V121H263ZM262 123V124H263ZM112 124V123H111ZM111 124H110V126H111ZM120 124H121V122H120ZM125 124V123H124ZM124 124H122V125H124ZM127 124V123H126ZM129 124V123H128ZM142 124V123H141ZM146 124H147V122L146 123H144V126H146ZM154 124H156V122L154 123ZM175 124V123H174ZM185 124V123H184ZM196 124V125H197ZM205 126H208V123H203ZM202 123H201V125H203ZM207 124V125H206ZM238 124V123H237ZM253 124V123H252ZM255 124V123H254ZM253 124V125H254ZM116 125V124H115ZM131 125H132V123H131ZM130 125V126H131ZM167 125H169V124H167ZM176 125V124H175ZM182 125V124H181ZM200 125V124H199ZM212 125V124H211ZM220 125H222V124H220ZM246 125V124H245ZM244 125V126H245ZM256 125V124H255ZM264 125V124H263ZM262 125V126H263ZM121 126V125H120ZM124 126H128V125H124ZM161 126H162V124H161ZM160 126V128H163V127H161ZM187 126H188V124H187ZM187 126H185L186 127V129H187ZM204 126V127H205ZM215 126L216 125H214V128H215ZM217 126H218V124H217ZM234 126V125H233ZM243 126V127H244ZM261 126V127H262ZM116 127H118L119 128V126H116ZM116 127L114 126L113 128H114V131H115V129H116ZM149 127V129H150V126H148ZM166 127V126H165ZM164 127V129L165 130H163L162 129V131H167L166 130V128L168 129V126L165 128ZM184 127V128H185ZM209 127H212V126H209ZM250 127V126H249ZM117 128V129H118ZM131 128V127H130ZM141 128H142V126H141ZM146 128V127H145ZM154 128V127H153ZM153 128H152V130H153ZM159 128V129H160ZM173 127H171L170 128V126H169V130L168 131H170V129H171V131H173V129H172ZM181 128H183V127H181ZM202 128V127H201ZM208 128V127H207ZM214 128H212V129H214ZM217 129H218V127H216ZM215 128V129H216ZM220 128V127H219ZM222 128V127H221ZM246 128V127H245ZM253 128V127H252ZM252 128H247V129H252ZM260 128V127H259ZM258 128V129H259ZM263 129H264V127H262ZM120 130H122L121 128H119ZM125 129V128H124ZM133 129V128H132ZM132 129H131V131H130V134H131V132H132ZM144 129V128H143ZM142 129V130H143ZM157 129V128H156ZM189 130H190V128H188ZM197 129V128H196ZM203 129H205V128H203ZM209 129V128H208ZM211 129V128H210ZM210 129H209V133H210ZM214 129V130H215ZM216 129V130H217ZM257 129V130H258ZM109 130V129H108ZM111 130V129H110ZM113 130V129H112ZM185 130V129H184ZM188 130V131H189ZM195 130V129H194ZM193 130V131H194ZM198 130V129H197ZM201 130V129H200ZM207 130V129H206ZM246 129H244V131H245ZM253 130V129H252ZM113 131V132H114ZM127 131V130H126ZM128 131H129V126H128ZM144 131H146L145 129H144ZM155 131V130H154ZM167 131V132H168ZM170 131V132H171ZM187 131V130H186ZM185 131V137L186 136H189L187 133H188V131L186 132ZM192 131V132H193ZM213 131V130H212ZM241 131V130H240ZM239 131V132H240ZM243 131V130H242ZM247 131V130H246ZM260 131L261 130H259V133H260ZM116 132V131H115ZM114 132V133H115ZM118 132V131H117ZM123 132V131H122ZM149 132H151L152 133V131H149ZM163 132V133H164ZM169 132V133H170ZM203 132V131H202ZM205 132V131H204ZM207 132V131H206ZM207 132V133H208ZM214 132H216V131H214ZM235 132V131H234ZM238 132V133H239ZM251 132V131H250ZM250 132H247V133H249L250 134ZM261 132H263L264 133V131L262 130ZM107 133H108V131H107ZM126 133V132H125ZM166 133V132H165ZM171 133H174V132H171ZM190 133V132H189ZM236 133V132H235ZM243 133V132H242ZM113 134V133H112ZM118 134V133H117ZM123 134V133H122ZM130 134H129V136H130ZM145 134H147V133H144V135ZM154 134V133H153ZM155 134H158V133H155ZM154 134V135H155ZM195 134H197V132L195 133ZM195 134L193 133V135H194V137H195ZM202 134V133H201ZM204 134V133H203ZM228 134V133H227ZM245 134V133H244ZM108 135V134H107ZM127 134H125V136H126ZM167 135H169V134H167ZM166 135V136H167ZM171 135V134H170ZM199 136H200V134H198ZM209 135V134H208ZM214 135V134H213ZM218 135H220V133H219V131H218ZM218 135H216L217 137H218ZM246 135V134H245ZM257 135V134H256ZM260 135V134H259ZM264 135V134H263ZM110 135H108V137H109ZM114 136H115V134H114ZM122 136V135H121ZM124 136V135H123ZM128 136V135H127ZM126 136V137H127ZM133 136V135H132ZM145 136H147V135H145ZM150 136H152V134H150ZM202 136V135H201ZM200 136V137H201ZM227 136V135H226ZM242 136V135H241ZM261 136V135H260ZM113 137V135L112 136H110V138H112ZM153 137H155V136H153ZM157 137V136H156ZM160 137H162V136H160ZM184 137V136H183ZM182 137V138H183ZM203 137H204V135H203ZM202 137V138H203ZM210 137V136H209ZM216 137V138H217ZM221 136H219L218 138H220ZM228 137V136H227ZM226 137V139H228ZM235 137V136H234ZM238 137H240V136H238ZM246 137H250V136H247L246 135ZM245 137V138H246ZM262 137H264V136H262ZM129 138V137H128ZM137 138H139V137H137ZM141 138V137H140ZM163 138H165V137H163ZM170 139L172 138V136H170L169 137ZM189 138H190V136H189ZM242 138V137H241ZM240 138V139H241ZM260 138V137H259ZM115 139H116V137H115ZM122 139V138H121ZM127 139V138H126ZM133 139V138H132ZM145 139H147V138H145ZM158 139V138H157ZM161 140H162V138H160ZM168 139V138H167ZM175 139V138H174ZM192 139H193V137L190 139V141H192ZM195 139V138H194ZM201 139V138H200ZM236 139V138H235ZM234 139V140H235ZM240 139H239V144H240ZM242 139H244V136H243V138ZM124 140H125V138H124ZM130 140H131V136H130ZM140 140L141 139H139V141L138 142H140ZM144 140V139H143ZM148 140V139H147ZM152 140V139H151ZM156 140V139H155ZM160 140V141H161ZM197 142H198V139L196 138L195 139ZM206 140V139H205ZM214 140V139H213ZM237 140V139H236ZM262 140V139H261ZM261 140H259V141H261ZM111 141V140H110ZM112 141H113V139H112ZM120 141V140H119ZM132 141V140H131ZM131 141H130V143H131ZM154 140H152V142H153ZM166 141V140H165ZM164 141V142H165ZM177 141V140H176ZM175 141V142H176ZM183 141V140H182ZM187 141V140H186ZM203 141H204V138H203ZM212 141V140H211ZM215 141H216V146H218V147H221V145H222V141H221V138L220 139H218V141L215 139ZM245 141V140H244ZM263 141V140H262ZM123 142V141H122ZM126 142V141H125ZM128 142V141H127ZM143 142V141H142ZM163 144H164V142L163 141H161ZM161 142H160V146H161ZM178 142V141H177ZM208 142V141H207ZM242 142V141H241ZM256 142H258V140L256 141ZM111 143V142H110ZM134 143V142H133ZM147 143H149V142H147ZM166 143V142H165ZM172 143H173V141H172ZM183 143H184V141H183ZM183 143H181V144H183ZM186 143V142H185ZM190 143H192V142H190ZM190 143L188 142V144L190 145ZM196 143V142H195ZM199 143V142H198ZM209 143V142H208ZM212 143H214V142H212ZM212 143H211V145H212ZM235 143V142H234ZM247 143V142H246ZM127 144V143H126ZM126 144H124L123 143V145H126ZM134 144H136V141H135V143ZM144 144H146V143H144ZM162 144V145H163ZM167 144V143H166ZM169 144V143H168ZM179 144L180 143H178V146H179ZM197 144V143H196ZM196 144H194L193 143V145L194 146H196ZM201 144H202V141H201ZM200 144V145H201ZM245 144V143H244ZM258 144V143H257ZM260 144V143H259ZM174 145V144H173ZM199 145V144H198ZM209 145V144H208ZM214 145V144H213ZM238 145V143H236V146ZM241 145V144H240ZM112 146V145H111ZM121 146V145H120ZM136 147H137V145H135ZM139 146L141 147V145L139 144ZM138 146V147H139ZM153 146V145H152ZM165 146V145H164ZM167 146V145H166ZM180 146H182V145H180ZM179 146V147H180ZM184 146H186V144H184L183 145V147ZM205 146V145H204ZM203 146V148L205 149L206 148V146L204 147ZM228 146V144L226 145V147ZM245 146V145H244ZM244 146H243V148H244ZM125 147V146H124ZM133 147V146H132ZM135 147V148H136ZM159 147V146H158ZM215 147V146H214ZM217 147V148H218ZM235 147V146H234ZM246 147V146H245ZM256 147V146H255ZM109 148H111L110 146H109ZM113 148V147H112ZM148 148V147H147ZM147 148H146V150H147ZM161 148V147H160ZM160 148H158L159 150H160ZM178 147H176V149H177ZM181 148V147H180ZM186 148V147H185ZM184 148V149H185ZM216 148V147H215ZM216 148V149H217ZM228 148V147H227ZM232 148H233V146H232ZM241 148H242V145H241ZM248 148V147H247ZM259 148H260V146H259ZM126 149H127V147H126ZM138 149V148H137ZM157 149V148H156ZM165 149H166V147H165ZM168 149V148H167ZM174 150V151H177V150ZM188 149V148H187ZM190 149V148H189ZM193 149V148H192ZM210 149H211V146H210ZM215 149V150H216ZM236 150H238L237 149V147L235 148ZM255 149V148H254ZM119 150V149H118ZM154 150V149H153ZM153 150H152V153H153ZM164 150V149H163ZM220 150V149H219ZM218 150V151H219ZM112 151H114V150H112ZM162 151V150H161ZM173 151V150H172ZM180 151H183L182 149L180 150ZM200 151H201V149H200ZM217 151V152H218ZM226 151H227V155H228V149H226ZM240 151H243V150H241L240 149ZM244 151H246V150H244ZM260 151V150H259ZM108 152H109V150H108ZM136 152H138V150L136 151ZM147 152V151H146ZM164 152H165V150H164ZM190 152V151H189ZM205 152V151H204ZM216 152V151H215ZM215 152H214V154H215ZM238 152V151H237ZM110 153V152H109ZM109 153H106V154H109ZM151 153V152H150ZM156 153L158 154V152L156 151ZM163 153V152H162ZM181 153H188V150L187 151H185L184 150V152H181ZM208 153H210V151H209V149H208ZM245 153V152H244ZM118 154V153H117ZM129 154H131V153H129ZM133 154V153H132ZM142 154V153H141ZM145 154V153H144ZM147 154H148V152H147ZM176 154V153H175ZM206 155H208L207 153H205ZM205 154H204V161H206V159H205ZM214 154H212V156L214 155ZM217 154V155H216ZM215 155L218 157V156H220V154H218V153H216ZM234 154H235V150H234ZM241 154V153H240ZM246 154H248L247 152H246ZM136 155L137 154H135V157H136ZM151 155V154H150ZM173 155V154H172ZM171 155V156H172ZM184 155V154H183ZM200 155L202 156V153H200ZM259 155V154H258ZM105 156V155H104ZM114 156V155H113ZM118 156V155H117ZM142 156V155H141ZM149 156V155H148ZM152 156H153V154H152ZM163 156H164V154H163ZM185 156H186V154H185ZM231 156H233V154L231 155ZM254 156V155H253ZM103 157V156H102ZM106 157V156H105ZM105 157H103V159H106ZM108 157H109V155H108ZM130 157V156H129ZM133 157V156H132ZM179 157H181V156H179ZM207 157V156H206ZM227 157V156H226ZM234 157V156H233ZM232 157V158H233ZM239 157V156H238ZM247 157V155H245L244 156V158H246ZM252 157V156H251ZM260 157V156H259ZM87 158V157H86ZM112 158V157H111ZM110 158V159H111ZM175 158V157H174ZM190 158V157H189ZM254 158L256 159L257 157L256 156H254ZM103 159H102V161H103ZM108 159V158H107ZM106 159V160H107ZM117 159V158H116ZM133 160L132 161H134V157L132 158ZM142 159V158H141ZM166 158H164V160H165ZM200 159H202V158H200ZM213 159H214V157H213ZM227 159H228V157H227ZM249 159V158H248ZM252 159H253V157H252ZM98 160V159H97ZM161 160V158H159V161ZM184 160H185V158H184ZM188 160V159H187ZM215 160V159H214ZM214 160H213V162H214ZM218 160V159H217ZM217 160H216V162H217ZM232 161H234L233 159H231ZM230 160V161H231ZM241 160V159H240ZM136 161V160H135ZM134 161V168L133 169H135L136 167H137V162H135ZM152 161V160H151ZM150 161V162H151ZM171 161V160H170ZM173 161V160H172ZM189 161V160H188ZM187 161V162H188ZM201 161V160H200ZM245 161H246V159H245ZM250 161V160H249ZM260 161V160H259ZM97 162V161H96ZM95 162V163H96ZM109 162V161H108ZM180 162H182L181 161V159H180ZM196 162V161H195ZM203 162V161H202ZM235 162V161H234ZM233 162V163H234ZM254 162V161H253ZM258 162V161H257ZM82 163V162H81ZM101 163V162H100ZM133 163V162H132ZM142 163V162H141ZM162 163H165L164 161L162 162ZM174 163V162H173ZM177 163H179V162H177ZM200 163V162H199ZM212 163V162H211ZM218 163V162H217ZM238 163V162H237ZM247 163V162H246ZM245 163V164H246ZM92 164V163H91ZM118 164V163H117ZM116 164V165H117ZM131 164V163H130ZM150 164V163H149ZM148 164V165H149ZM175 164H176V162H175ZM184 164H186L185 163V161H184ZM193 164V163H192ZM196 164V163H195ZM202 164V163H201ZM204 164V163H203ZM206 164V163H205ZM241 164H242V162H241ZM240 164V165H241ZM250 164H251V162H250ZM261 164H263L262 162H261ZM98 165V164H97ZM96 165V166H97ZM105 165V164H104ZM107 165V164H106ZM114 165V167H117L116 165H115V163L113 164ZM178 165H180V164H178ZM189 165V164H188ZM226 165H227V161H226ZM231 165V164H230ZM229 165V166H230ZM234 165V164H233ZM74 166H76V165H74ZM73 166V167H74ZM82 166V165H81ZM92 166V165H91ZM102 166H103V164H102ZM133 166V165H132ZM186 166H187V164H186ZM190 166H191V164H190ZM190 166H189V168H190ZM236 166H238L239 168H240V166L239 165H236ZM245 166V165H244ZM248 166V165H247ZM249 166H252V165H249ZM257 166V165H256ZM263 166V165H262ZM147 167V166H146ZM181 167H182V165H181ZM181 167H178L177 166V168H181ZM184 167V166H183ZM194 167H195V165H194ZM194 167L192 168V169H194ZM209 168H210V166H208ZM213 167V166H212ZM216 167H217V165H216ZM246 167V166H245ZM260 167H261V165H260ZM264 167V166H263ZM24 168V167H23ZM29 168V167H28ZM76 168V167H75ZM91 168V167H90ZM104 168V167H103ZM109 168V167H108ZM129 168H131V167H129ZM148 168H149V166H148ZM151 168V167H150ZM149 168V169H150ZM155 168V167H154ZM174 168H175V166H174ZM173 168V169H174ZM196 168H198L197 166H196ZM195 168V170L197 171L198 169H196ZM208 168V169H209ZM232 168V167H231ZM248 168V167H247ZM250 168V167H249ZM257 168V167H256ZM20 169H21V165H20ZM82 169V168H81ZM80 169V170H81ZM111 169V168H110ZM110 169H108V172H109V170ZM116 169V168H115ZM136 169H138V168H136ZM152 169V168H151ZM163 167H162V171L161 172H163L162 174H164V171H163ZM171 169V168H170ZM186 169V171H187V169L188 168H185ZM226 169H229V168H226ZM233 169V168H232ZM258 169H260L259 167L257 168V170ZM3 170V169H2ZM22 170H24V169H22ZM21 170V171H22ZM66 170V169H65ZM94 170H95V168H94ZM97 170V169H96ZM104 170V169H103ZM112 170V169H111ZM111 170H110V172H111ZM131 170V169H130ZM210 170V169H209ZM230 170V172L232 171L231 169H229ZM228 170V171H229ZM66 171H68V170H66ZM75 171V170H74ZM156 171V170H155ZM154 171V172H155ZM170 171H172V170H170ZM169 171V173H171ZM177 171V170H176ZM184 171V170H183ZM190 171L191 172H193L194 173V170L192 171L191 169H190ZM244 171H245V169H244ZM247 171V170H246ZM248 171H249V169H248ZM251 171H252V169H251ZM11 172V171H10ZM23 172V171H22ZM101 172H103V171H101ZM100 172V173H101ZM107 172V171H106ZM115 172V171H114ZM113 172V173H114ZM130 172V171H129ZM128 172V173H129ZM133 172H135V171H132L130 174H126L125 175V178H124V186L120 189V188H117V189H120V190H117V191H113V190H109V189H107V188H105V185L104 184H102V185H104V188L106 189V190H102V192L101 193H99L98 191V193L99 194H97V195H95L94 197H88L87 199H88V201H91L92 202V204H93V209H92V216H91V219H90V221L88 222V220H87V222H83V221H81L82 219L80 218V214L81 213H79V212H75V213H71L66 219H64L62 216H60V215H58V217L57 216H55V215H50V216H48V219H46L47 220V222H45V225H44V227H43V229H44V234H43V236H41V231L39 230L40 229V224L39 223H37L38 224V226H37V228H36V230L34 231V232H32L31 233V236L34 238V240H36L37 241V243H39V242H42V240H43V237L45 236V235H47L50 231H52V234H51V237L49 238V243L47 244V246L45 247V248H41L40 249V252H38V254L36 255V257L38 258L39 257V254L41 253V252H45V254H46V256H47V258H48V256L51 254V247L52 246H54V244L55 243H61V241H67L68 242V244H67V246H65L64 247V249H62L61 250V252L56 256V257H54L53 259V261L52 262H50V261H47L45 258V261H44V263L43 264H56V263H60V264H103L105 261L107 262V260L108 259H110L111 257V254L112 253H117L118 254V257L114 260V259H111V260H109L108 262H110V263H107V264H174L173 263V253H175L174 251L176 250V247H178V244H179V242L182 240V234H181V227L182 226H180V230H178V232H170V231H168L169 230V228H168V230L167 229H164V230H162V231H159L157 228H156V222H157V225H158V221L157 220H159V219H161L162 218V216H163V209H164V207H165V205H166V201L168 200L167 199V196L169 195V191L170 190H168V193H166V192H164V190H162L163 192L162 193H159V194H157V192H156V194L157 195H153V193H152V195L149 197V198H147V199H145V204H146V206L147 207H149V215L147 214V221H146V223H144L145 224V226H144V228H143V230H144V232H143V234H142V238H141V241H140V243H139V245H138V247H137V251H136V253L135 254H133L132 255V251L130 252V249L128 248L127 249V247H125V246H123V245H121L119 242H118V239L121 237L120 235H121V233H119V231H120V229L122 228V226H123V223H122V221L124 220V219H128V216H129V214H131V212H132V210H133V208H132V205H131V198H130V195H131V189L132 188H130V184L133 182V179H134V173ZM158 172V171H157ZM173 172V171H172ZM178 172H180V170L178 171ZM213 172H215V174L217 175V173H216V171H215V169H214V171ZM226 172H227V170H226ZM226 172H225V174H226ZM256 172V171H255ZM24 173V172H23ZM55 173V172H54ZM60 173V172H59ZM68 173V172H67ZM112 173V174H113ZM147 173V172H146ZM151 173V172H150ZM160 173V172H159ZM168 173V174H169ZM183 173V172H182ZM187 174H189V175H192V173L190 174V173H188V172H186ZM196 173V172H195ZM240 173V172H239ZM250 172H248V174H249ZM260 173H261V171H260ZM4 174H6L5 173V168H4V173H3V175ZM80 173H78V178H80L79 175ZM98 174V173H97ZM102 174V173H101ZM107 174V173H106ZM112 174H108V175H110V176H112ZM158 174V173H157ZM156 174V175H157ZM174 174V173H173ZM177 174V173H176ZM201 174H202V171H201ZM201 174L199 173V170H198V175L200 176V177H202L201 176ZM209 175H210V172L208 173ZM224 174V175H225ZM248 174H246L247 176H249ZM255 174V173H254ZM257 174V173H256ZM258 174H259V172H258ZM264 174V173H263ZM62 175H63V173H62ZM68 175V174H67ZM67 175H65V176H67ZM74 175V174H73ZM76 175V174H75ZM86 175V173L84 174V176ZM113 175H115V174H113ZM155 175V174H154ZM169 175H172V174H169ZM194 175V174H193ZM220 175H222V174H220ZM232 175V174H231ZM237 175H240V174H237ZM262 175V174H261ZM4 176H7V175H4ZM55 176L57 177L58 175H56L55 174ZM101 176V175H100ZM150 176H151V174H150ZM161 176V175H160ZM164 176V175H163ZM174 176V175H173ZM182 176V175H181ZM229 177H227L226 178V180L228 179V178H230L231 176L230 175H228ZM255 176V175H254ZM253 176V177H254ZM64 177V176H63ZM63 177H62V179H63ZM87 177V176H86ZM91 177V176H90ZM103 177H104V175H103ZM102 177V178H103ZM114 177V176H113ZM112 177V178H113ZM152 177H155V176H152ZM176 177H177V175H176ZM196 177H198L197 175H196ZM199 177V178H200ZM213 177V176H212ZM211 177V178H212ZM225 177V176H224ZM239 177V176H238ZM252 177V178H253ZM6 178V177H5ZM71 178H73V176L71 177ZM92 178V177H91ZM93 178H95V177H93ZM101 178V177H100ZM101 178V180H103ZM106 178V180H107V176L105 177ZM117 178V177H116ZM145 178V177H144ZM164 178V177H163ZM162 178V179H163ZM167 178H168V176H167ZM166 178V179H167ZM175 178V177H174ZM181 178H183V177H181ZM181 178H180V180H181ZM216 178V177H215ZM217 178H218V176H217ZM217 178H216V180H217ZM252 178H251V180H252ZM260 178V177H259ZM12 179V178H11ZM184 179V178H183ZM182 179V180H183ZM190 179V178H189ZM209 179H210V177H209ZM208 179V180H209ZM212 179H214V178H212ZM211 179V180H212ZM245 179H246V177H245ZM255 179V178H254ZM264 179V178H263ZM6 180H7V178H6ZM64 180V179H63ZM77 180V179H76ZM91 180V179H90ZM113 180V179H112ZM149 180V179H148ZM153 180V179H152ZM154 180H158V179H154ZM179 180V181H180ZM185 180H186V177H185ZM184 180V182H187V181H185ZM199 179L197 178V183L200 181H198ZM201 180H202V178H201ZM215 180V181H216ZM240 179H238V181H239ZM262 180V179H261ZM74 181V180H73ZM92 181V180H91ZM90 181V182H91ZM99 181V180H98ZM108 181V180H107ZM142 181H144V180H142ZM164 182H165V180H163ZM162 181V183H164ZM173 181V180H172ZM174 181H176V179L174 180ZM213 181V180H212ZM227 181H229V179L227 180ZM226 181V182H227ZM231 181V180H230ZM229 181V182H230ZM234 181H236V180H234ZM234 181H233V183H234ZM256 181V180H255ZM255 181H254V183H255ZM81 182V181H80ZM83 182V181H82ZM85 182H86V180H85ZM104 182V181H103ZM106 182V181H105ZM148 182H150V181H148ZM153 182V181H152ZM167 182V181H166ZM168 182H170V176H169V181ZM182 182V181H181ZM201 182V181H200ZM214 182V181H213ZM224 182V181H223ZM222 182V183H223ZM225 182V183H226ZM232 182V181H231ZM262 182V181H261ZM264 182V181H263ZM62 183H63V181H62ZM61 183V184H62ZM77 183V182H76ZM84 183V182H83ZM94 183V182H93ZM111 183V182H110ZM114 183H115V181H114ZM113 183V184H114ZM144 184H145V182H143ZM153 183H156V182H153ZM153 183H152V185H153ZM161 183V184H162ZM172 183V182H171ZM194 183V182H193ZM196 183V184H197ZM206 183V182H205ZM240 183V182H239ZM257 183V182H256ZM78 184V183H77ZM87 184V183H86ZM106 184V183H105ZM107 184H109V183H107ZM133 184V183H132ZM150 184V183H149ZM160 184V185H161ZM169 184V183H168ZM182 184H183V182H182ZM186 184V183H185ZM202 184V183H201ZM200 184V185H201ZM209 182H208V187H209ZM232 184V183H231ZM244 184V183H243ZM242 184V185H243ZM252 184H253V180H252ZM8 185H9V183H8ZM70 185V184H69ZM76 185V184H75ZM96 185H98V184H96ZM112 185V184H111ZM159 185V186H160ZM171 185V184H170ZM173 185V184H172ZM175 185V184H174ZM214 185V184H213ZM260 185H261V183H260ZM263 185H264V183H263ZM60 186H62V185H60ZM78 186V185H77ZM91 186V185H90ZM115 186H116V183H115ZM117 186H118V184H117ZM134 186V185H133ZM149 186V185H148ZM147 186V187H148ZM178 187H177V189H176V192L177 193H179V194H181V191L182 190H184V189H182L181 188V186H179V185H177ZM184 186H186V185H184ZM190 186V185H189ZM198 186H199V184H198ZM217 186H220V184L218 185L217 184ZM231 186V185H230ZM255 186V185H254ZM8 187V186H7ZM98 187V186H97ZM107 187V186H106ZM111 187V186H110ZM120 187V186H119ZM150 187V186H149ZM170 187V186H169ZM206 187V186H205ZM205 187H204V190L206 191V189H205ZM249 187V186H248ZM251 187H252V185H251ZM10 188V187H9ZM77 188V187H76ZM75 188V189H76ZM114 188H116V187H114L113 186V189ZM161 188H162V185H161ZM218 188V187H217ZM224 188V189H223ZM222 188V191L224 190V191H226V189H225V187H223ZM232 188V187H231ZM238 189L240 188V187H237ZM263 188V187H262ZM60 189V188H59ZM155 189H156V186H155ZM160 189V188H159ZM192 189H193V187H192ZM196 189H197V187H196ZM200 189V188H199ZM199 189H197L198 191H196V193H200V191L202 190L203 191V189H201V190H199ZM209 189V188H208ZM212 189V188H211ZM219 189V188H218ZM229 189H230V187H229ZM241 189V188H240ZM251 189V188H250ZM264 189V188H263ZM262 189V190H263ZM70 190H71V188H70ZM79 190H80V193H82V194H84V193H90L91 194V192H92V190L89 188V187H87L85 184H82V185H80L79 186ZM172 190H173V188H172ZM216 190V189H215ZM249 190V189H248ZM253 190V189H252ZM148 191H149V189H148ZM154 191V190H153ZM161 191V190H160ZM193 191V190H192ZM204 191V192H205ZM232 191V190H231ZM238 191V190H237ZM247 191V190H246ZM250 191V190H249ZM10 193L9 194H13V192L10 190L9 191ZM145 192V191H144ZM143 192V193H144ZM172 192H174V191H172ZM210 192H212V191H210ZM219 192V191H218ZM217 191H216V193H218ZM241 192V191H240ZM254 192V191H253ZM262 192V191H261ZM141 193H142V191H141ZM146 193V192H145ZM176 193V194H177ZM184 193V192H183ZM194 193V192H193ZM215 193V194H216ZM230 193V192H229ZM96 194V193H95ZM173 194V193H172ZM205 194V193H204ZM211 194V193H210ZM221 194V193H220ZM245 194H247V192H245L244 193V195ZM264 194V193H263ZM262 194V195H263ZM54 195V194H53ZM77 195V194H76ZM145 195V194H144ZM194 195V194H193ZM201 195V194H200ZM199 195V196H200ZM203 195V194H202ZM207 195H208V191H207ZM212 195V194H211ZM217 195V194H216ZM215 195V196H216ZM222 195V194H221ZM224 195H226V194H224ZM232 195V194H231ZM236 195V194H235ZM66 196V195H65ZM181 196H183V195H181ZM206 196V195H205ZM227 196L228 195H226V197H225V200L227 199ZM264 196V195H263ZM137 197H138V195H137ZM191 197H192V195H191ZM237 197V196H236ZM244 196L242 195V198H243ZM248 197V196H247ZM66 198V197H65ZM140 198L142 199V196H140ZM173 198V197H172ZM181 198V197H180ZM179 197H178V195L176 196V202H178L179 201V199H180ZM196 198H197V195H196ZM199 198V197H198ZM203 198V197H202ZM215 199H216V197H214ZM246 198V197H245ZM245 198H243L245 201H246V199ZM251 198H252V196H251ZM53 199H54V197H53ZM72 199V198H71ZM76 199V198H75ZM167 199V200H166ZM182 199V201H183V199H184V197L183 198H181ZM192 199V198H191ZM190 199V200H191ZM205 199H206V197H205ZM214 199V200H215ZM229 199V198H228ZM234 199L236 200V198L234 197ZM242 199V200H243ZM263 199H264V197H263ZM262 199V200H263ZM56 200V199H55ZM64 200V199H63ZM69 199H67V201H68ZM86 200V199H85ZM199 200H200V198H199ZM217 200H218V197H217ZM220 200V199H219ZM241 200V199H240ZM243 200V201H244ZM248 200V199H247ZM52 201H54V200H52ZM70 201V200H69ZM73 201V200H72ZM78 201V200H77ZM84 201V200H83ZM82 201V202H83ZM135 201H136V203H137V200L135 199ZM192 201V200H191ZM190 201V202H191ZM244 201V202H245ZM252 201V200H251ZM63 202V201H62ZM87 202V201H86ZM140 202V201H139ZM200 202V201H199ZM197 200H196V203H199ZM213 202V201H212ZM219 202V201H218ZM226 202V201H225ZM264 202V201H263ZM55 203V202H54ZM75 203H77L76 201H75ZM74 203V204H75ZM182 203H184V202H182ZM189 203V202H188ZM192 203V202H191ZM233 203V202H232ZM231 203V204H232ZM240 203H242V201H240ZM260 203L261 204H264V203H262V201H260ZM69 204H71V203H69ZM139 204V203H138ZM195 204V203H194ZM202 204V203H201ZM227 204V203H226ZM228 204H230V203H228ZM230 204V205H231ZM242 204H244V203H242ZM260 204V205H261ZM66 205V204H65ZM72 205H73V203H72ZM81 205V204H80ZM84 205V204H83ZM86 205H87V203H86ZM176 205H177V203H176ZM178 205H180L179 203H178ZM203 205H206V203L204 204L203 203ZM218 205H220V204H218ZM225 205V204H224ZM240 205V204H239ZM63 206V205H62ZM68 206V205H67ZM66 206V207H67ZM92 206V205H91ZM140 206V205H139ZM175 206V205H174ZM195 207L194 208H191L192 209V211H193V213H195L196 215H197V218H198V222L200 221V222H202V228L204 229V228H207L208 226L209 227H211L212 229H210V236H211V239L214 241V242H216V243H218V244H222V245H229V243H231V241L233 240V238L235 237V238H237L236 236L238 235V242H240L244 237H245V232H246V230L249 228V226L250 225H252L251 223H252V217L251 216H249V212L248 211H245V215L243 216V218H241L242 220H241V223H239L240 225H241V230L240 231H238L237 233L238 234H235V231H233L234 229H235V226H234V228H233V232H231V233H229V231H230V229H229V231H227V227L224 229L223 228V230H221V231H218V229L216 230L215 229V227H212L211 226V224H212V221H213V218L211 217V218H209V220L206 218V216H205V208H204V206L202 207L201 205L200 206H198V204L197 205H194ZM208 206H210V204L208 205ZM245 206H247L246 205V203H245V205H244V208H245ZM249 206H251V204L249 205ZM136 207V206H135ZM166 207H167V205H166ZM178 207V206H177ZM176 207V208H177ZM182 207H184V206H182ZM192 207V206H191ZM212 207H214V203H213V206ZM218 207V206H217ZM226 207V206H225ZM228 207V206H227ZM232 207V206H231ZM230 207V208H231ZM239 207V206H238ZM263 207H264V205H263ZM70 208V207H69ZM68 208V209H69ZM80 208V207H79ZM85 208V207H84ZM172 208V207H171ZM175 208V207H174ZM181 208V207H180ZM204 208V209H203ZM210 208H211V206H210ZM209 208V209H210ZM229 208V209H230ZM242 208V207H241ZM249 208H251V207H249ZM167 209H168V207H167ZM178 209V208H177ZM184 209V208H183ZM218 209V208H217ZM226 209H228V208H226ZM229 209L227 210V211H229ZM240 209V208H239ZM248 209V208H247ZM52 210V209H51ZM74 210V209H73ZM82 210V209H81ZM138 210H139V208H138ZM172 210V209H171ZM176 210V209H175ZM219 210V209H218ZM238 209H236V211H237ZM244 210H246V209H244ZM264 210V209H263ZM263 210H262V212H263ZM83 211V210H82ZM134 211V210H133ZM169 211V210H168ZM178 211H179V209H178ZM177 211V212H178ZM227 211H225L224 213H227ZM239 211V210H238ZM240 211H242V209L240 210ZM239 211V212H240ZM250 211V210H249ZM61 212V211H60ZM86 212V211H85ZM89 212H91V211H89ZM147 212V211H146ZM166 212H167V210H166ZM211 212V211H210ZM218 212V211H217ZM253 212V211H252ZM259 212V211H258ZM52 213V212H51ZM50 213V214H51ZM219 213V212H218ZM264 213V212H263ZM263 213H260V214H262L263 215ZM14 214H15V212H14ZM59 214V213H58ZM85 214V213H84ZM89 214V213H88ZM167 214H168V212H167ZM142 215V214H141ZM170 215V214H169ZM215 215V214H214ZM214 215H213V217H214ZM219 215V214H218ZM138 216H140V215H138ZM228 216V215H227ZM236 216V215H235ZM238 216V215H237ZM260 216L261 215H259V218H260ZM84 217H85V215H84ZM167 217H170V216H167ZM166 217V218H167ZM180 217H182V213H181V216ZM192 217V216H191ZM216 217H218V216H216ZM219 217H220V215H219ZM218 217V218H219ZM241 217V216H240ZM262 217V216H261ZM34 218V217H33ZM88 218V217H87ZM175 218V217H174ZM183 218V217H182ZM217 218V219H218ZM225 218H226V216H225ZM259 218H258V220H259ZM141 219V218H140ZM140 219H138L139 221H140ZM171 219V218H170ZM177 219V218H176ZM179 219V218H178ZM177 219V221H179ZM235 219V218H234ZM184 220V219H183ZM183 220H182V222H183ZM190 220V219H189ZM188 220V221H189ZM164 221H165V219H164ZM168 221V220H167ZM181 221V220H180ZM216 221H218V220H216ZM260 221V220H259ZM259 221H258V223H259ZM263 221V220H262ZM155 222V223H154ZM176 222V221H175ZM186 222H187V220H186ZM231 222V221H230ZM264 222V221H263ZM23 223V222H22ZM128 223V222H127ZM140 223V222H139ZM139 223H138V225H139ZM142 223V224H143ZM173 223L174 222H172V226H173ZM214 223V222H213ZM236 223V222H235ZM125 224V223H124ZM169 224H170V222H169ZM177 224H180V222L179 223H177ZM198 224V223H197ZM196 224V225H197ZM220 224H222V223H220ZM219 224V225H220ZM238 224V223H237ZM237 224H236V227L237 228H239V224H238V226H237ZM263 224V223H262ZM218 225V224H217ZM217 225H216V227H217ZM232 225H234V222H233V224ZM264 225V224H263ZM263 225H261L260 224V226L262 227ZM176 226V225H175ZM177 226H179V225H177ZM230 226V225H229ZM228 226V227H229ZM257 226V225H256ZM22 227V226H21ZM20 227V228H21ZM33 227V226H32ZM140 228H141V226H139ZM138 227V228H139ZM187 227H188V224H187ZM198 227V225L196 226V228ZM200 227V226H199ZM198 227V228H199ZM233 227V226H232ZM252 227V226H251ZM261 227H257V228H261ZM19 228V229H20ZM24 228V227H23ZM166 228V227H165ZM202 228H200V229H202ZM213 228L215 229V231H213ZM220 228V227H219ZM188 228H186V230H187ZM264 229V228H263ZM21 230V229H20ZM19 230V231H20ZM125 230V229H124ZM138 230V229H137ZM136 230V232H138ZM176 230V229H175ZM198 230V231H197ZM196 230V232H199V229H197ZM260 230V229H259ZM32 231V230H31ZM140 231V230H139ZM174 231V230H173ZM177 231V230H176ZM201 231V230H200ZM12 232V231H11ZM123 232H125V231H123ZM122 232V233H123ZM187 232V231H186ZM201 233H202V231H201ZM260 233V235H261V237H263L264 238V230H262L261 229V232H259ZM12 234V233H11ZM29 234V233H28ZM120 234V235H119ZM138 234V233H137ZM136 234V235H137ZM187 234V233H186ZM197 234V233H196ZM234 234L236 235V236H234ZM251 234H252V232H251ZM255 234H257V236H258V233H255ZM209 235V234H208ZM17 236V235H16ZM28 236V235H27ZM187 236V235H186ZM199 234L197 235V238L199 239L201 236H199ZM252 236V235H251ZM28 238V237H27ZM29 238H30V236H29ZM28 238V239H29ZM136 237L134 236V239H135ZM187 238V237H186ZM252 239H254L253 237H251ZM250 238V239H251ZM134 239H132V240H134ZM195 239V238H194ZM258 239H259V236H258ZM210 240V239H209ZM236 240V239H235ZM234 240V241H235ZM256 240V239H255ZM120 241H122V240H120ZM136 241V240H135ZM201 241H202V239H201ZM253 241V240H252ZM262 242L264 241V240H261ZM26 242V241H25ZM28 242V241H27ZM194 242V241H193ZM205 242H208L207 240H205ZM204 242V243H205ZM233 242V241H232ZM237 242V241H236ZM258 242V241H257ZM35 243V242H34ZM133 243V242H132ZM136 243V242H135ZM134 243V244H135ZM255 243V242H254ZM40 244V243H39ZM38 244V245H39ZM125 244H126V241H125ZM130 244V243H129ZM200 244V243H199ZM206 244V243H205ZM210 244V243H209ZM212 244V243H211ZM210 244V245H211ZM256 244V243H255ZM254 244V245H255ZM14 247H16V248H19L21 245H22V242H21V238L20 237H18V238H16V242L14 243ZM28 245V244H27ZM27 245H26V247H27ZM35 245V244H34ZM127 245V244H126ZM158 245H161V246H164L165 248H164V250H161L162 252L160 253V254H158L159 253V250L156 252V254H158V255H156L155 254V251H156V249H157V246ZM188 245V244H187ZM253 245V244H252ZM261 245V244H260ZM259 245V246H260ZM36 246V245H35ZM59 246V245H58ZM131 246V245H130ZM211 246H213V245H211ZM210 246V247H211ZM247 246H248V244H247ZM246 246V247H247ZM25 247V246H24ZM37 247V246H36ZM36 247H35V249H36ZM201 247V246H200ZM205 247V246H204ZM214 247V246H213ZM213 247H211L212 248V252L215 250H213ZM220 247H222V246H220ZM231 247H232V245H231ZM236 247V246H235ZM256 247V246H255ZM260 247H262V246H260ZM30 248H32V247H30ZM38 248V247H37ZM54 248V247H53ZM189 249H190V247H188ZM199 248V247H198ZM210 248V249H211ZM214 248H216V247H214ZM234 248V247H233ZM248 248V247H247ZM258 248V247H257ZM132 249V248H131ZM162 249V248H161ZM187 249V248H186ZM202 249V248H201ZM220 249H222V248H220ZM246 249V248H245ZM253 249H254V247H253ZM259 249V248H258ZM263 249V248H262ZM11 250V249H10ZM224 250V249H223ZM222 250V251H223ZM234 250V249H233ZM255 250V249H254ZM260 250H261V248H260ZM22 251H25V250H22ZM36 251V250H35ZM208 251V250H207ZM231 251H232V249H231ZM13 252V251H12ZM30 252V251H29ZM37 252V251H36ZM35 252V253H36ZM189 252H190V254L192 255V249H191V251L189 250ZM189 252H188V254H189ZM200 251H198V253H199ZM202 252V251H201ZM200 252V253H201ZM211 252V253H212ZM215 252V251H214ZM219 252H221V250L219 251ZM245 252H248V251H244V248L243 247H241V246H239L238 245V247H236L235 248V253L233 252L232 254H231V252H230V254L231 255H233L234 254V258H236L237 257V259H238V264H264V262H261L260 260L261 259H263L261 256V259H258V258H250L249 256H247L246 254H245ZM250 252H252V249H251V251ZM255 252V251H254ZM256 252H257V250H256ZM31 253V252H30ZM205 253V252H204ZM223 253V252H222ZM224 253H226V252H224ZM21 254H23V253H21ZM28 254V253H27ZM26 254V255H27ZM209 254V253H208ZM216 254V253H215ZM214 254V255H215ZM254 254V253H253ZM176 255V254H175ZM186 255H187V253H186ZM203 255V254H202ZM213 255V254H212ZM222 255H224V254H222ZM222 255H220V257H222ZM248 255H250L249 253H248ZM256 255V254H255ZM258 255V254H257ZM22 256V255H21ZM204 256H205V254H204ZM210 256V255H209ZM219 256V255H218ZM236 256V257H235ZM112 257H115V256H112ZM180 257H181V255H180ZM180 257H178L179 259H180ZM182 257H183V255H182ZM191 257V256H190ZM203 257V256H202ZM212 257V256H211ZM211 257H210V259H211ZM224 257V256H223ZM233 257V256H232ZM232 257H229V258H232ZM255 257V256H254ZM257 257V256H256ZM22 258H24L23 256H22ZM33 258V257H32ZM189 258V257H188ZM228 258V257H227ZM20 259V258H19ZM44 259H41V260H44ZM184 259V258H183ZM200 259H203V261H201V262H203L204 263V257L203 258H200ZM209 259V257H208V260H210ZM219 259H222V258H218V260ZM38 260V259H37ZM189 260H190V258H189ZM233 260V259H232ZM235 260V259H234ZM233 260V261H234ZM181 261V260H180ZM187 261V260H186ZM195 261V260H194ZM222 261H223V259H222ZM226 261V260H225ZM228 261H230V263H231V259L230 260H228ZM28 262H29V260H28ZM182 262V261H181ZM189 262V261H188ZM196 262V261H195ZM199 262V261H198ZM211 262H213V261H211ZM26 263V262H25ZM214 263V262H213ZM226 263V262H225ZM236 263V264H237ZM16 264H23L22 263V261H21V259H20V261H18ZM36 264H41V263H36ZM182 264V263H181ZM185 264H189V263H185ZM223 264V263H222Z\"/></svg>", "mask_w": 264, "mask_h": 264}]
</instances>
